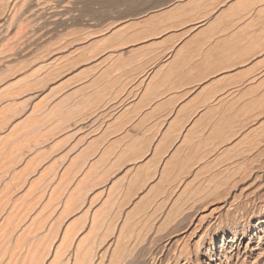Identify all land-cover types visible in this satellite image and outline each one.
<instances>
[{"label":"bare ground","instance_id":"1","mask_svg":"<svg viewBox=\"0 0 264 264\" xmlns=\"http://www.w3.org/2000/svg\"><path fill=\"white\" fill-rule=\"evenodd\" d=\"M264 2V0H74L70 3H72V5H63L62 3L65 2V0H0V41L1 39H5L9 34L12 33L11 31V26H13V24H17V32H16V39H15V44L19 45L22 43V40L20 42H18L19 39H23L24 41L27 40V33H30L31 31L27 32L24 31V27L25 24L24 20L31 19L29 20V22H36L38 20L41 19L40 21V28L42 29L43 32L38 36L37 38V42H31L32 40L29 41L28 46L29 45H39L40 42L42 44V42L47 41L48 43H46L45 47L46 51L43 49V47H40L39 49H43L45 52L43 54H41L40 56L36 57L34 56V60H33V64L34 65H41L42 64V68L45 69H50L49 71L45 70L44 74L52 73L51 71H55L54 73H58V68L62 67L65 68L64 72H69V68H74L77 66V64H81L82 62H88V61H92V66H89V69L91 67L90 70H97L100 71V74L97 75L95 74H91L93 76L89 77V80L87 79L86 81H83L81 83V85L77 84V87L74 88H70V87H62V88H57L56 91L53 89L54 94L57 97V101L56 99L52 102L51 107L49 106V108H51L52 110L58 107H61L60 105L61 102L64 104L66 102L69 101V99H71L73 96H76L78 93L83 92L84 90L86 92H88V94L85 93L86 97H90L93 96L94 94H98L99 92H101V90L98 88L96 89V87H94V83H96L97 81H99V78H109V76L113 73V67L115 66V63L118 62L117 59L118 57H123L124 53H128L130 51V49L133 47H131L128 43L130 42H135L137 40H142L141 39H136V38H132L131 36H129V34L131 33V31H128L127 29L129 27H133L132 25L135 23L141 24L143 23V25H145L146 21L149 24L148 26H145L142 28L141 32L142 34L145 32L146 33V28H151L156 30L157 27L159 29V24L161 25V22H163V20H165V18L167 19H172V18H176L174 20L178 19V16H180L181 19L182 16L186 15H211L212 13H214L217 9L219 11L216 12L215 15H217L213 21H211L209 23V25L207 24V27H203V29L200 30V28L198 27L199 25H201L199 23V25L197 26L196 23H194V25H196L200 30L199 32L197 30H195L193 32V34L191 35L190 38H188L189 36H187L188 39H186L185 44H190L188 47L192 48L194 46H196V49L198 48L197 46L201 45L202 41H206L208 38L207 32L210 30L208 28H211L214 26L216 27H220L222 26L223 23V18L229 17L231 15H260L258 14L259 12H261L264 7L261 6H255V4L257 2ZM103 4V7L101 8L100 12L103 13V15L99 14L97 16H90L91 18L86 17L83 18L84 15H86L85 13H89V12H97V9H95L94 5L95 4ZM117 4L119 5H125L124 8H119V6L117 7ZM165 4V5H164ZM225 5V7H220L221 5ZM160 5V7L155 8L156 6ZM162 5V6H161ZM222 5V6H223ZM94 6V7H93ZM210 6L211 9L207 10L206 13H201L202 11H206V7ZM75 11H78L79 13H74ZM199 12V14H197V12ZM28 12V14H26ZM99 12V11H98ZM97 12V13H98ZM112 12H116V16H109L110 18H112L113 20L109 21V17H107V14H112ZM92 13V14H93ZM262 13L264 14V11H262ZM261 13V15H263ZM95 14V13H94ZM106 14V15H105ZM91 15V14H90ZM124 15H132L130 17H125ZM106 16V17H105ZM193 17V16H190ZM233 17V16H232ZM239 17V16H238ZM242 17V16H241ZM179 18V19H180ZM187 18V17H186ZM201 18V17H200ZM198 18V19H200ZM205 18V17H202ZM230 18V17H229ZM149 19V20H148ZM193 19V18H192ZM91 20H95L96 22H93ZM146 20V21H145ZM195 22H199L196 19V16L193 19ZM192 20V21H193ZM106 21L108 23H106ZM167 21V20H166ZM165 21V22H166ZM170 21V20H169ZM182 21V20H181ZM180 21V22H181ZM189 21H191V18L189 19ZM208 21V20H207ZM206 21V22H207ZM175 22V21H174ZM175 22V26L176 28H178V22ZM179 22V23H180ZM201 22V20H200ZM145 23V24H144ZM170 23V22H168ZM205 23V22H203ZM202 23V24H203ZM208 23V22H207ZM240 23V22H239ZM244 23V22H243ZM103 24H105L103 26ZM136 24V25H138ZM167 24V23H166ZM165 24V25H166ZM216 24V25H215ZM230 24V23H229ZM142 25V26H143ZM170 24L166 25L165 27H169ZM186 24H184L185 26ZM193 25V24H192ZM204 25V24H203ZM228 25V24H227ZM141 26V25H140ZM174 25L172 27H175ZM206 26V25H205ZM226 26V25H225ZM235 26V25H234ZM6 27V28H5ZM37 27V26H36ZM164 25L161 27V29H163ZM164 27V28H165ZM179 27H182L181 25H179ZM193 27V26H192ZM195 27V26H194ZM193 27V28H194ZM244 27V26H243ZM15 28V27H14ZM138 28V26H137ZM171 28V27H170ZM169 28V29H170ZM175 28V29H176ZM183 28V27H182ZM215 28V27H214ZM237 28V27H235ZM35 29V28H34ZM38 29V28H37ZM38 29V30H39ZM141 29V28H140ZM139 29V30H140ZM160 29V30H161ZM166 29V28H165ZM165 29L163 31H165ZM208 29V30H207ZM216 29V28H215ZM124 30H127L125 34H127L128 37L127 38L125 35L122 37L121 33H123ZM178 30V29H177ZM184 31V29H182ZM181 30V31H182ZM207 30V31H206ZM213 30V29H212ZM220 30V29H219ZM249 30V29H248ZM158 30H156L157 32ZM162 31V33H164ZM168 31V29H167ZM170 31V30H169ZM168 31V32H169ZM187 31V29H186ZM185 31V32H186ZM193 31V30H192ZM232 31V30H231ZM234 31V30H233ZM232 31V32H233ZM243 31V30H242ZM241 31V32H242ZM137 32V31H136ZM135 32V33H136ZM161 32V31H159ZM166 32V31H165ZM182 33L181 35H186L189 32L187 31V33L185 34ZM240 32V31H239ZM240 32V33H241ZM253 32V31H252ZM32 33L34 34V32L32 31ZM134 33V32H132ZM131 33V34H132ZM138 33V32H137ZM140 33V32H139ZM171 33V32H170ZM175 33V32H174ZM210 32H208L209 34ZM124 34V33H123ZM141 34V33H140ZM139 34V35H140ZM153 34V33H151ZM161 34V33H160ZM216 34V33H215ZM214 34V35H215ZM230 34V33H229ZM248 34V33H247ZM31 35V34H30ZM58 35H64L63 37H61L60 39H58L57 41L54 40L55 36ZM119 35L124 39V40H120L119 38H116L117 36L119 37ZM135 35V34H134ZM149 35V34H148ZM147 35V37H148ZM164 35V34H163ZM166 35V33H165ZM173 35V32L172 34ZM168 33V41H170V39H172L174 36L177 35V33L172 37H171ZM179 33V38H181L182 36ZM219 35V34H217ZM248 35H251L248 34ZM44 37L43 39H41V37ZM155 36V35H154ZM228 36V35H227ZM29 37V36H28ZM163 36H161L162 38ZM211 37V35H210ZM226 38V36H224ZM256 37V36H255ZM58 38V37H57ZM56 38V39H57ZM119 39L117 41L118 43H112L114 44L112 45H106V41L110 40V39ZM144 38V37H143ZM178 38V37H176ZM183 38V37H182ZM185 38V37H184ZM206 38V39H205ZM216 38V37H215ZM223 38V37H222ZM229 38V37H228ZM36 39V38H35ZM41 39V41H40ZM129 39L133 40L130 41ZM145 39V38H144ZM158 39V38H157ZM164 39V38H163ZM224 39V38H223ZM232 39V38H230ZM250 39V38H249ZM55 42H52V41ZM129 40V41H127ZM167 39H164V42ZM174 40V39H172ZM180 40V39H179ZM183 40V39H182ZM217 40V39H216ZM40 41V42H38ZM122 41V42H121ZM125 41V42H124ZM155 41V40H152ZM158 41V40H156ZM227 38L225 40H223L222 42H217L218 46L221 48L226 47L227 45ZM13 42V41H12ZM11 42V43H12ZM134 42V43H135ZM138 42V41H137ZM145 42V41H144ZM148 42V41H147ZM146 42V43H147ZM159 42V41H158ZM163 42V41H162ZM173 42V41H172ZM243 42V41H242ZM248 42V40H247ZM133 43V44H134ZM144 43V44H146ZM156 43L157 45L159 43L157 42H151V44ZM166 43V42H165ZM177 41L175 40L174 44H176ZM246 43V42H245ZM26 44V43H25ZM25 44L22 46L24 47ZM26 44V46H27ZM111 44V43H110ZM128 44L130 46V49L127 47ZM142 44V43H141ZM183 44V42H182ZM204 44V43H203ZM208 44V43H207ZM229 44V43H228ZM244 44V43H243ZM263 44V43H262ZM44 45V44H43ZM150 45V44H149ZM155 45V44H154ZM153 45V46H154ZM156 45V46H157ZM257 45V43H256ZM48 46V47H47ZM137 46V45H136ZM139 46V43H138ZM147 47V44L144 45ZM179 47H181L180 45H177ZM203 46V45H201ZM234 46V45H233ZM247 46V45H246ZM245 46V47H246ZM7 47V46H6ZM135 47V46H134ZM143 47V45H142ZM165 47V46H164ZM200 47V46H199ZM211 47V45H210ZM218 47V48H219ZM257 47V46H256ZM261 47V46H260ZM17 48V47H16ZM25 48V47H24ZM28 48V47H27ZM37 48V47H36ZM136 48V47H135ZM152 48V47H151ZM212 48V47H211ZM227 48V47H226ZM38 49V52H39ZM48 49V50H47ZM143 50L145 49L144 47L142 48ZM200 49V48H199ZM207 49V48H206ZM225 49V48H224ZM259 49V48H258ZM261 49V48H260ZM139 50V49H138ZM152 50V49H150ZM155 50V49H154ZM157 50V49H156ZM162 50V49H161ZM160 50V51H161ZM174 50V49H173ZM192 50V49H191ZM201 50V49H200ZM200 50L198 52V54L200 53ZM205 50V49H204ZM237 50V49H236ZM240 50V49H239ZM247 50V49H246ZM263 50V49H262ZM261 50V51H262ZM23 48L19 49L18 52H16V55H19V57H21L22 55L20 53H22ZM30 51V50H29ZM134 51L131 49V52ZM137 51V50H136ZM196 51V50H195ZM226 51V50H225ZM224 51V52H225ZM32 52V51H31ZM37 52V51H35ZM164 52V51H163ZM162 52V53H163ZM197 52V51H196ZM208 52V51H207ZM34 53V52H33ZM32 53V54H33ZM42 53V51H41ZM135 53V52H134ZM140 53V52H138ZM206 53V52H205ZM239 53V52H238ZM30 54V55H32ZM130 54V53H129ZM142 54V53H141ZM165 54V53H164ZM163 54V55H164ZM170 54V53H169ZM168 54V55H169ZM174 54V52H173ZM241 54V53H240ZM261 54V53H260ZM8 55V54H6ZM34 55V54H33ZM36 55V54H35ZM127 55V54H126ZM148 55V54H147ZM209 55V54H207ZM204 57V60H210L213 59L212 56H207ZM237 55V54H236ZM248 55V54H247ZM150 55H148L149 57ZM195 56V55H194ZM202 56V55H201ZM5 57L4 54H0V59ZM174 57V56H173ZM237 57V56H236ZM243 57V56H242ZM246 57V56H245ZM252 57V56H251ZM140 58V56H139ZM145 58V57H144ZM143 58V59H144ZM188 58V57H187ZM191 58V57H190ZM221 58V57H220ZM241 58V57H239ZM244 58V57H243ZM247 58V57H246ZM127 59V58H126ZM141 59V58H140ZM152 59V58H151ZM150 59V60H151ZM155 59V58H154ZM194 59V57L192 58ZM230 59V58H229ZM19 60V59H18ZM28 60V58H27ZM132 60V58L125 60L124 62L130 61ZM149 60V58H148ZM167 60V59H166ZM173 60V59H172ZM171 60V61H172ZM176 60V59H175ZM184 60V59H183ZM196 60V59H195ZM217 60V59H216ZM243 60V59H242ZM246 60V59H245ZM6 60H4L5 62ZM12 61V59H11ZM10 61V62H11ZM133 61V60H132ZM136 61V59H135ZM134 61V62H135ZM142 61V60H140ZM146 61V60H145ZM158 61V59H157ZM181 61V60H180ZM188 61V60H187ZM209 61V62H210ZM7 62V61H6ZM13 62V61H12ZM20 62V60H19ZM27 62V61H26ZM144 63V61H142ZM150 62V61H148ZM175 63V61H173ZM179 62V60H178ZM182 62V61H181ZM208 62V61H207ZM9 63V61H8ZM17 63V61H16ZM30 63V64H32ZM137 63V62H136ZM153 63V60H152ZM169 63V62H168ZM188 63V62H187ZM186 63V64H187ZM3 64V63H2ZM5 64V63H4ZM7 64V63H6ZM14 64V63H11ZM10 64V66H11ZM22 64V63H21ZM79 64V65H80ZM89 64V62H88ZM91 64V63H90ZM164 64V63H163ZM176 64V63H175ZM189 64V63H188ZM197 64V63H196ZM194 64L193 66L195 67ZM202 64V63H201ZM1 65V64H0ZM16 65V64H15ZM25 65V63H24ZM85 65V64H84ZM131 65V64H130ZM138 65V64H137ZM153 66V64H151ZM166 64H164L165 67ZM185 65V64H184ZM191 65V64H190ZM3 66V65H2ZM6 66L8 67L9 65H5L4 68H6ZM57 66V67H56ZM73 66V67H70ZM83 66V65H82ZM88 66V65H86ZM221 67V65H219ZM1 67V66H0ZM22 67V66H21ZM35 67V66H34ZM40 67V66H39ZM69 67V68H68ZM124 67V66H123ZM122 67V69H123ZM126 67H131V66H126ZM138 67V66H137ZM149 67V66H148ZM160 67V66H159ZM177 67V65H176ZM184 67V66H183ZM12 68V67H11ZM19 68V67H17ZM29 68V67H28ZM27 72H30L31 70L29 69ZM33 68V67H32ZM55 68V69H54ZM84 68V66L82 67ZM81 68V70H82ZM125 68V67H124ZM134 68V67H133ZM132 68V69H133ZM142 68V67H141ZM140 68V69H141ZM151 68V67H150ZM155 68V67H154ZM207 68V67H206ZM228 68V67H227ZM20 69V68H19ZM75 69V68H74ZM73 69V70H74ZM88 69V70H89ZM135 69V68H134ZM152 69V68H151ZM158 69V68H157ZM5 70V69H4ZM9 70V68H8ZM35 70V68H34ZM33 70V71H34ZM68 70V71H67ZM77 70V67H76ZM86 70V69H84ZM83 70V71H84ZM94 70V73H95ZM121 70V68H120ZM125 70V69H124ZM129 70V69H128ZM137 70V69H136ZM156 70V68H155ZM207 70V69H206ZM11 71L14 72V69L12 68ZM11 71L9 72L10 74ZM37 71V70H36ZM36 71H34L33 77L36 73ZM78 71V70H77ZM123 71V70H122ZM121 71V72H122ZM135 71V70H134ZM217 71V70H216ZM219 71V70H218ZM1 72V71H0ZM44 72V71H43ZM63 72V71H62ZM63 72V73H64ZM70 72H72L70 70ZM118 72V71H116ZM139 72V70L137 71V73ZM146 72V69L145 71ZM213 72V71H212ZM8 73V74H9ZM89 73V74H90ZM119 73V72H118ZM140 73V72H139ZM188 73V72H187ZM1 74V73H0ZM7 74V73H5ZM5 75L6 77L8 76ZM9 74V75H10ZM23 74V73H21ZM30 74V73H29ZM40 74V72H39ZM44 74L41 75L43 76L42 78H44ZM61 74V75H60ZM66 74V73H65ZM78 74V73H77ZM81 74V73H79ZM84 74V73H83ZM120 74V73H119ZM142 74V72H141ZM253 74V73H252ZM24 75V74H23ZM31 75V74H30ZM131 75V74H130ZM134 75V74H133ZM188 75V74H187ZM204 75V74H203ZM202 75V76H203ZM4 76V75H1ZM13 76H15L13 74ZM20 76V75H19ZM28 76V75H27ZM36 76V75H35ZM39 75V77L37 76L36 80L38 78L41 77ZM53 76V75H52ZM58 76V75H56ZM59 76H63L62 73H59ZM67 76V75H66ZM132 76V75H131ZM137 76V75H135ZM140 75L138 74V77ZM144 75L143 78H145ZM12 77V75H11ZM16 77V76H15ZM29 77V76H28ZM28 77L24 78L27 79ZM32 76H30L31 78ZM47 77V76H45ZM71 77V76H70ZM81 77V76H80ZM125 77V76H124ZM29 78V79H30ZM49 78V77H48ZM67 78V77H66ZM72 78V77H71ZM86 78V76L84 77ZM112 76H111V80L109 81V83L112 81ZM121 78V77H120ZM119 78V79H120ZM134 78V77H133ZM141 78V76H140ZM147 78V77H146ZM6 79V78H4ZM15 79V78H14ZM32 79V78H31ZM69 79V78H68ZM75 79V78H73ZM81 78H79L78 80H80ZM83 79V78H82ZM100 79V80H101ZM102 79V80H103ZM110 79V78H109ZM108 79V80H109ZM118 79V80H119ZM124 79V78H123ZM132 79V77H131ZM151 79V78H150ZM16 80V79H15ZM28 80V79H27ZM26 80V81H27ZM35 80V79H33ZM40 80V79H38ZM48 79H43L40 82H44ZM72 80V79H71ZM84 80V79H83ZM127 80V78H126ZM135 80V79H134ZM148 80V79H147ZM188 80V79H187ZM197 80V79H196ZM214 80V79H213ZM2 81V79H1ZM6 81V80H5ZM4 81V82H5ZM11 81V80H10ZM24 82L23 84L18 85H12L13 81L9 82L11 83L10 86L8 84V82H6L8 86L5 89V91H3L2 93L6 92V94L8 93H16V92H20L21 90L26 89V87H34L35 90V85L34 86H29V82ZM31 81V80H29ZM52 81V79L50 80ZM55 81V79H54ZM60 81V80H59ZM67 82V80H65ZM107 81V80H106ZM131 81V80H130ZM128 80V82H130ZM142 81V80H141ZM190 81V80H189ZM3 82V83H4ZM22 82V80H21ZM35 82V81H34ZM65 82V83H66ZM77 82V81H76ZM74 81V83H76ZM104 81H102L101 83H104ZM125 82V80L123 81ZM127 82V81H126ZM125 82V83H126ZM127 82V83H128ZM136 82V81H135ZM147 82V81H146ZM199 82V81H198ZM20 83V81H19ZM45 83V82H44ZM51 83V82H50ZM54 83V82H52ZM64 83V82H63ZM78 83V82H77ZM100 83V82H99ZM98 83V85H99ZM112 83V82H111ZM114 83V82H113ZM121 83V82H120ZM124 83V84H125ZM127 83L124 86H121L122 88H124L126 90L127 88ZM150 82H148L147 84H149ZM5 84V83H4ZM32 84V83H31ZM38 84V83H37ZM70 84V83H69ZM108 84V83H107ZM107 84H105V87L108 88ZM122 84V83H121ZM140 84V83H139ZM143 84V83H142ZM220 84V83H219ZM238 84V83H236ZM240 84V83H239ZM245 84V83H243ZM33 85V84H32ZM40 85V83L38 84ZM42 85V84H41ZM40 85V86H41ZM51 85V84H49ZM48 85V86H49ZM55 85V84H53ZM57 85V84H56ZM60 86V84H58ZM67 85V84H66ZM75 85V84H70ZM97 85V86H98ZM109 85V84H108ZM113 85V84H112ZM112 85H110V88L112 87ZM136 85V84H135ZM226 85V84H225ZM233 85V84H232ZM58 86V87H59ZM96 86V84H95ZM116 86V85H115ZM134 86V85H133ZM205 86V85H204ZM230 86V85H229ZM242 86V85H241ZM239 86V87H241ZM246 88V92L244 93L243 96L241 95V97L235 98L232 100V102L229 100L228 102H230L231 104H237L240 103L243 106L240 107V109L235 110V111H231V108L229 106V110L226 113V115L224 114V118H225V122L223 123H219L217 121H214V124L212 123V131L209 132L212 134V132H214L215 134L213 135L215 137L216 136H220V138L222 137V143L223 145L226 144V148H224V151L221 154H218V156H215L214 158L216 159V161H221V162H225L224 165L221 166L222 172H224V175L227 176V184H229L227 186L226 189L224 190H220L217 191L218 189H220V185L219 186H215L213 189H211L212 191H210V189L208 190V188H206V190H199L197 192H192L193 194L188 195L187 198L185 200H183L182 203V199L181 204L178 203V196H180L181 194L184 195L183 193L185 192L186 194V188L184 186V189H181L179 193V195L177 193H175V195L173 194V191H166L165 195L160 199L157 198V200L154 201L153 205L148 206V210L146 211V209L144 208V213L142 215H136L135 213V217L136 219L130 220L131 215H133L131 213V209L129 208V211H126V209H124L125 206V202H127L129 200L128 196L131 193V189L129 190H121L118 191L116 194L115 192H113L112 188H114L113 186H111V183H108L107 179L109 180V178L107 177L106 173L108 168H113L112 164H114V162L116 161H112L110 159H106L104 158V156H100L99 161L103 160V165L101 166L102 169L97 170V166H94V162H97L96 160L91 159V161L89 160V162L87 163V161L84 163V168H83V172L80 173L82 171L81 168H78L76 166H73V168L75 167L76 170H72L73 176L71 177V169L67 168L65 166H62V168H60L59 172L56 173L54 175V177H50L49 180H47V182L43 183L40 185L39 188L35 189V194L36 197L33 199H30L26 205L24 206H19L20 204L18 203L17 200H14L12 203H10V207H4V203L6 202L5 199H8V194L11 193L12 190H19V180H20V174L18 173L17 170H15L14 168H12L15 165V167L19 164V162L21 160L24 159V157H22L20 149L29 142V140H25V141H21L14 144L11 148H9L10 150L8 151L7 158L4 159L2 161H0V175L2 174L1 172L5 169L8 168V172L6 173L5 171V175L6 177H2L4 176L3 174L0 176V178H2L1 180L6 179V182H3L4 184L1 185L3 187H1L0 189V264H47L44 263L46 260L47 255L49 254V258H51V261L48 264H161L160 263V258L159 261L157 260L158 256L160 253H162V251H164V255L166 256V258L170 259V257L173 256V261L171 264H191L193 261H195L197 264H264V182L261 181L260 179V173L258 176L257 174L254 175V179L251 180L253 181H257L259 180V184H255L254 188L249 189L248 191H250V193L244 194L242 195V193H240L242 196H240L238 193L232 198V199H225L223 202H221V204L219 206H216L214 208H212L211 212L203 217L204 219H198L199 221H201L200 224H198V222L192 226H190V228H188L187 232L189 235H193L196 240L194 239V244L191 246L192 250L191 252L185 251V248H179L178 249V240L180 238H175L174 236L172 237L173 234H176L177 232H179L180 230H184V228L188 227L195 215V212L198 210V208L200 206H202L201 202L202 201H207L210 197H212L213 199L216 198L218 199V197L224 196L226 194H228L230 192L231 189H235V187L238 185V183H240L238 180V174H241V170L244 169V172H246L248 169V165L250 161V158L252 156V154H254L255 152L257 153H261L260 155L263 156V151L264 149L262 147H264V81L263 79L260 80L259 82H250L247 83L246 85H243ZM247 86V87H246ZM51 87V86H50ZM99 87V86H98ZM120 87V88H121ZM211 87V86H210ZM243 87V88H244ZM103 88V87H102ZM106 88V89H107ZM109 88V90H110ZM149 88V87H148ZM231 88V87H230ZM236 88V87H235ZM2 89V87L0 88ZM29 89V88H28ZM37 89V87H36ZM45 89V88H44ZM114 89V88H113ZM117 91V87L115 88ZM147 89V88H146ZM30 90V89H29ZM28 90V91H29ZM42 90V89H41ZM47 90V87H46ZM108 90V91H109ZM132 90V89H131ZM130 90V91H131ZM199 90V89H198ZM242 90V89H241ZM240 90V92H241ZM244 90V89H243ZM27 91V89H26ZM24 91V92H26ZM27 91V92H28ZM37 91V90H36ZM40 91V90H39ZM51 92V90H49ZM48 91V92H49ZM99 91V92H98ZM23 92V93H24ZM26 92V93H27ZM35 92V91H34ZM38 92V91H37ZM36 92V93H37ZM43 92V90H42ZM41 92V93H42ZM122 92V91H121ZM129 92V91H128ZM229 92V91H228ZM238 92V91H237ZM244 92V91H243ZM25 93V94H26ZM30 94L32 93L29 92ZM28 93V94H29ZM34 93V95L36 94ZM47 93V92H45ZM104 93L101 92V94ZM108 93V92H107ZM113 93V92H112ZM115 93V92H114ZM155 93V92H154ZM230 93V92H229ZM239 93V92H238ZM237 93V94H238ZM38 94V93H37ZM99 94V96L101 95ZM111 93H108L106 95L110 96ZM177 94V93H176ZM235 94V95H237ZM1 95V94H0ZM20 95V94H19ZM40 95V93H39ZM50 96L49 98L51 99ZM79 95V94H78ZM84 95V96H85ZM114 95V94H113ZM162 95V94H161ZM183 95V94H182ZM181 95V97H182ZM233 94H231L232 96ZM240 95V93H239ZM83 96V97H84ZM98 96V95H96ZM185 96V95H184ZM206 96V95H205ZM212 97V95H210ZM221 96V95H220ZM219 96V97H220ZM238 96V95H237ZM243 96V97H242ZM25 97V96H24ZM30 99V96H28ZM27 96L24 98L26 100V98H28ZM32 97L33 94H32ZM31 97V98H32ZM41 97V96H40ZM105 97V96H104ZM112 97V95H111ZM110 97V98H111ZM119 97V96H118ZM124 97V96H123ZM126 97V96H125ZM172 97V96H171ZM208 97V96H207ZM210 97V98H211ZM218 97V98H219ZM36 98V96H35ZM94 98V97H93ZM99 98V97H98ZM103 98V97H102ZM100 98V99H102ZM107 99V97L105 99H103V101L101 100V102L99 104H97L94 108L93 112H88L89 114L81 116V117H73V115L75 113H77L76 111L81 107L82 102H84V100L82 102L79 103H73V101H71V107H70V111L68 112V109L65 110L66 107H61V109L63 108L66 112L67 115H69L67 118V121L62 120V122L64 123H59L58 128L60 130H64L66 128H69V130L71 131L72 128H75V132L80 134V131H83L84 133H86L87 135L84 137V139L88 136L89 133H93L92 131L97 130L99 127H96L95 129H93L92 131L90 130L91 128H89V130H87L86 128V123L89 121L91 123H94L95 121H100L97 120V113L102 110H104L107 106L112 105V101L115 97H112L111 99ZM164 98V97H163ZM225 98V97H224ZM15 99V98H14ZM27 99V100H29ZM33 99V98H32ZM76 100V97L73 98ZM124 99V98H123ZM131 99V98H130ZM189 99V98H188ZM215 99V98H214ZM223 99V98H222ZM9 100V99H8ZM31 100V99H30ZM29 100V101H30ZM59 100V101H58ZM79 100V99H78ZM91 100V99H90ZM116 100V99H114ZM121 99H119L120 101ZM182 100V98H181ZM225 100V99H224ZM227 100V98H226ZM4 101V100H2ZM23 101V100H21ZM48 101V100H46ZM128 101V100H127ZM13 102H16L13 100ZM116 102V101H115ZM177 102V101H176ZM214 101H212L213 103ZM227 102V101H226ZM4 103V102H3ZM17 103V102H16ZM22 103V102H21ZM47 103V102H46ZM85 103V102H84ZM89 103V102H88ZM121 103V102H119ZM221 103V102H220ZM2 104V103H1ZM10 104H13L12 101L10 102ZM9 104V105H10ZM26 104V103H25ZM29 104V103H28ZM185 104V103H184ZM200 104V103H199ZM3 105V104H2ZM8 104L6 106H2L3 108L0 110V126H3L2 124L4 123V125H9L11 122V119L6 120V117L8 116L7 113L10 112L11 110H13V106ZM30 105V104H29ZM32 105V104H31ZM34 105V104H33ZM117 105V104H116ZM155 105V104H154ZM233 105V106H234ZM27 107H29L26 104ZM25 106V107H26ZM90 106V105H89ZM113 106V105H112ZM149 106V105H148ZM227 106V105H226ZM224 107V106H223ZM236 107V106H235ZM24 106H22V111H23ZM31 108V106L29 107ZM28 108V109H29ZM38 108V107H37ZM114 108V107H112ZM110 108V109H112ZM199 108V107H198ZM214 108V107H213ZM21 109V108H20ZM33 109V108H32ZM61 109H57L55 110L60 111ZM107 109V108H106ZM107 109V110H110ZM188 109V108H187ZM237 109V108H236ZM42 110V109H41ZM45 110V109H44ZM80 110V109H79ZM201 110V109H200ZM214 110V109H213ZM212 110V111H213ZM216 110V109H215ZM244 110V112H243ZM18 111V110H17ZM22 111H19L18 115L21 114ZM34 111V110H33ZM32 111V112H33ZM111 111V110H110ZM220 111V110H219ZM25 112V109L23 111V113ZM35 113V112H33ZM38 112V111H37ZM36 112V113H37ZM83 113V111H81ZM85 112V111H84ZM116 112V111H114ZM134 112V110H133ZM173 112V111H172ZM176 112V111H175ZM194 112V111H193ZM218 112V111H216ZM17 115V112H13V114ZM47 113V112H46ZM79 113V112H78ZM77 113V116L80 114ZM130 113V112H129ZM184 113V112H183ZM189 113V112H188ZM205 113V112H204ZM219 113V112H218ZM12 114V113H11ZM30 113L28 112L27 117H29ZM39 114H41L39 112ZM39 114H37V116H39ZM58 114V112H57ZM145 114V113H144ZM148 114V113H147ZM190 114V113H189ZM194 114V113H193ZM203 114V113H201ZM216 114V113H215ZM14 115V116H16ZM45 115V114H44ZM61 114L59 113V116ZM76 115V114H75ZM116 115V114H115ZM120 115V114H118ZM125 115V114H124ZM129 115V114H128ZM149 115V114H148ZM11 116V115H10ZM13 116V117H14ZM24 116V115H23ZM35 116V115H34ZM33 116V117H34ZM64 116V115H63ZM105 117L103 114H100L99 119H103L102 118ZM109 116V115H108ZM117 116V115H116ZM135 116V115H134ZM245 116V118H244ZM19 117V116H18ZM25 117V116H24ZM25 117V118H27ZM36 117V116H35ZM117 117H121V116H117ZM136 117V116H135ZM134 117V118H135ZM142 117V116H141ZM184 117V115H183ZM189 117H191L189 115ZM208 117V116H207ZM217 117V116H216ZM20 118V117H19ZM41 118V117H40ZM155 118V117H153ZM173 118V117H172ZM205 118V117H204ZM222 118V117H221ZM31 117L25 121L24 125L26 127V125H31L35 122H37V120H33L31 119ZM121 119V118H120ZM138 119V118H137ZM186 119L187 116H186ZM185 119V120H186ZM195 119V118H194ZM198 119V118H196ZM213 119V118H212ZM13 120V119H12ZM50 120V119H49ZM104 120V119H103ZM129 120V119H128ZM131 120V119H130ZM133 120V119H132ZM151 120V119H150ZM182 120V119H181ZM210 120V119H209ZM220 120V119H219ZM6 121V123H5ZM23 121V120H22ZM114 121L115 118H114ZM112 121V122H114ZM143 121V120H142ZM148 121V120H147ZM189 121V119L187 120V122ZM202 121V118H201ZM207 121V120H206ZM8 122V123H7ZM13 122V121H12ZM41 122V121H40ZM86 122V123H85ZM109 122V121H108ZM121 122V121H120ZM138 122V121H137ZM155 122V121H154ZM183 122V121H182ZM181 122V123H182ZM211 122V121H209ZM247 122V123H245ZM14 123V122H13ZM12 123V124H13ZM85 123V125H84ZM117 123V122H116ZM126 123V122H125ZM193 123V121H192ZM22 125V122L20 123ZM43 124V123H42ZM61 124V125H60ZM103 124V123H102ZM111 124V123H110ZM119 124V123H118ZM146 124V123H145ZM187 124V123H186ZM204 124V123H203ZM5 125V126H6ZM11 125V124H10ZM17 125V123H16ZM15 125V127H17ZM92 125V124H91ZM98 125V124H97ZM122 125V124H121ZM131 125V124H130ZM136 125V124H134ZM190 125V124H189ZM216 125V126H215ZM33 126V125H32ZM33 126V127H34ZM95 126V124H94ZM127 126V125H126ZM148 126V125H147ZM146 126V127H147ZM154 126V125H153ZM172 126V125H171ZM191 126V125H190ZM210 126V125H209ZM208 126V127H209ZM215 126V127H214ZM24 127V128H25ZM89 127V126H88ZM112 127V126H111ZM143 127V126H142ZM3 128V127H2ZM10 128V127H9ZM12 128V127H11ZM23 128V127H22ZM38 127H36L37 130ZM55 129L58 130V128L54 127ZM113 128H114V124H113ZM1 129V128H0ZM28 129V128H27ZM31 129V128H30ZM33 129V128H32ZM47 129V128H46ZM55 129H51V131L55 130ZM85 129V130H84ZM121 129V128H120ZM123 129V127H122ZM158 129V128H157ZM203 129V128H202ZM10 130V129H9ZM35 130V129H34ZM38 130H41L38 129ZM114 130V129H113ZM117 130V129H116ZM114 130V131H116ZM144 130V129H142ZM210 130V129H209ZM2 131V130H1ZM0 131V132H1ZM44 131L45 128H44ZM49 131V129L47 130ZM46 131V132H47ZM69 131V132H70ZM72 131V132H73ZM86 131V132H85ZM98 131V130H97ZM107 129H105L104 134L106 133ZM119 131V129H118ZM121 131V130H120ZM123 131V130H122ZM126 131V130H125ZM128 131V130H127ZM126 131V132H127ZM156 131V130H155ZM166 131V129H165ZM3 132V131H2ZM15 132V131H14ZM61 132V131H59ZM69 132L68 135H69ZM96 132V131H95ZM5 133V132H4ZM62 133V132H61ZM66 133V131H65ZM76 133V134H77ZM110 136L113 134L112 132H110ZM119 133V132H118ZM163 133V132H162ZM161 133V134H162ZM10 134V133H8ZM7 134V135H8ZM38 134V133H37ZM44 134V133H43ZM58 135V132L56 133ZM55 134V135H56ZM71 134V132H70ZM122 134V133H120ZM165 134V133H163ZM163 134L161 136H163ZM167 134V133H166ZM208 134V133H207ZM206 134V135H207ZM210 134V135H211ZM1 135V134H0ZM36 135V134H35ZM41 136V133L39 134ZM63 135V134H62ZM73 135V134H72ZM78 135V134H77ZM94 135V134H93ZM102 135V134H101ZM10 136V135H9ZM29 135H27L28 137ZM38 136V135H37ZM61 136V135H60ZM59 136V137H60ZM67 136V135H66ZM83 136L80 134V137ZM90 136V134H89ZM95 136V135H94ZM109 136V137H110ZM116 136V135H113ZM112 136V137H113ZM156 136V135H155ZM184 136V135H182ZM193 136V135H192ZM209 136V135H207ZM8 137V136H7ZM44 137V136H43ZM53 137V136H52ZM56 137V136H55ZM65 137V136H63ZM63 137L61 140H63ZM68 137V136H67ZM147 137V136H146ZM6 138V137H5ZM3 138V139H5ZM13 138V137H12ZM23 138V136H22ZM35 138V137H34ZM48 138V137H47ZM46 138V139H47ZM51 138V137H50ZM49 138V139H50ZM106 137H103L102 140L105 141ZM116 138V137H115ZM131 138V137H130ZM136 138V137H135ZM142 138V137H140ZM156 138V137H155ZM159 138V137H158ZM182 138V137H181ZM11 139V138H9ZM14 139V138H13ZM48 139V140H49ZM71 139V138H70ZM78 139V138H77ZM82 138H80V140H76L78 142L81 141ZM111 139V138H110ZM109 139V141H110ZM160 139V138H159ZM176 139V138H175ZM184 139V138H183ZM212 139V137L210 138ZM66 140V137L65 139ZM83 140V139H82ZM95 140V139H94ZM137 140V139H136ZM162 140H164L162 138ZM161 140V143H162ZM188 140V139H187ZM8 141V140H7ZM13 141V140H12ZM55 141L56 143L59 142ZM86 141V140H84ZM89 141V140H88ZM100 141V140H99ZM103 141V142H104ZM107 143L108 140L106 139ZM124 141V140H123ZM178 141V140H176ZM190 141V140H189ZM72 142V141H71ZM75 142V141H74ZM77 142V143H78ZM138 142V141H137ZM208 142V141H207ZM221 142L218 140L217 145H216V150H220L219 148V144H221ZM1 143L2 140H0V149H1ZM33 143V142H32ZM37 143V141H36ZM47 143V142H46ZM62 143V142H61ZM60 143V144H61ZM90 143V142H89ZM96 143V142H95ZM106 143V144H107ZM123 143V142H122ZM143 143V141H142ZM141 143V144H142ZM145 143V142H144ZM195 143H197L195 141ZM209 143V142H208ZM214 143V142H213ZM13 144V143H12ZM49 144V143H48ZM75 144V143H74ZM86 144V143H85ZM124 144V143H123ZM139 144V142H138ZM41 145V144H40ZM105 145V144H104ZM121 145V144H119ZM118 145V146H119ZM196 145V144H195ZM4 146V145H3ZM32 146V145H31ZM82 146V145H81ZM96 146V145H94ZM98 146V145H97ZM101 146V145H100ZM107 146V145H106ZM113 146V145H112ZM131 146V145H130ZM156 146V145H155ZM154 146V147H155ZM186 146V145H185ZM191 146V145H190ZM215 145H212V147ZM222 146V145H220ZM46 145L43 147H35L31 150L30 155L36 153L37 155L42 153V151L44 152V150L46 149ZM104 147V146H103ZM109 147V146H108ZM153 147V148H154ZM197 147V145H196ZM6 148V146H5ZM8 148V147H7ZM25 148V147H23ZM27 148V147H26ZM25 148V149H26ZM30 148V147H29ZM45 148V149H43ZM48 148V147H47ZM84 148V147H83ZM95 148V147H94ZM101 148V147H100ZM120 148V146H119ZM156 148V147H155ZM187 148V147H186ZM195 148V147H194ZM222 148V147H221ZM262 148V150H261ZM43 149V150H42ZM78 149V148H77ZM81 149V148H80ZM157 149V148H156ZM28 150V149H27ZM47 150V149H46ZM102 150V149H101ZM113 150V149H112ZM111 150V152H112ZM121 150V149H120ZM188 150V149H187ZM3 150H1V153H3ZM79 151V150H77ZM94 149L90 152H93ZM99 151V150H98ZM104 151V150H103ZM134 151V150H133ZM136 151V150H135ZM134 151V152H135ZM74 152V151H73ZM87 152V151H86ZM96 152V151H94ZM216 152V151H215ZM99 153V152H98ZM97 153V154H98ZM106 153V151H105ZM192 153V151H191ZM5 154V153H4ZM23 154L25 155V153L23 152ZM34 154V155H36ZM54 154V153H53ZM88 154V153H87ZM119 154V153H118ZM121 154V153H120ZM194 154V153H193ZM29 155V154H26ZM93 154L91 153V156ZM125 155V154H124ZM175 155V154H172ZM179 155V154H178ZM189 155V154H188ZM187 155V156H188ZM90 156V155H88ZM96 156V155H95ZM106 156V155H105ZM114 156V154H113ZM171 156V155H170ZM177 156V155H175ZM223 156L224 158L220 157ZM261 156L258 155L259 159L261 158ZM36 157V156H35ZM63 157V156H62ZM115 157V156H114ZM129 157V156H128ZM136 157V156H135ZM183 157V156H182ZM198 157V156H197ZM256 157V155H255ZM23 158V159H22ZM28 158V157H27ZM30 158V156H29ZM28 158V164L26 165V168H28L29 166L34 167V163L33 160H29ZM92 158V157H91ZM138 158V157H137ZM185 158V157H184ZM189 158V157H188ZM264 158V157H263ZM263 158L261 161H263ZM66 160V158H64ZM73 159V163L75 161V158H71ZM84 159V158H83ZM224 159V160H223ZM256 158H254L255 161ZM258 159V160H259ZM26 160V159H25ZM57 160V159H56ZM64 160V161H65ZM114 160V159H113ZM176 160V159H175ZM183 160V159H182ZM193 160V159H192ZM198 160V159H197ZM214 160V159H213ZM223 160V161H222ZM257 160V159H256ZM255 161L256 163L258 162ZM19 161V162H17ZM37 161V160H36ZM62 160H60L61 162ZM67 161V160H66ZM69 161V160H68ZM82 161V160H81ZM123 161V160H122ZM253 161V162H254ZM24 161H22L23 163ZM49 162V161H48ZM63 162V161H62ZM119 162V161H118ZM140 162V161H139ZM136 162V163H139ZM168 162V161H167ZM176 162V161H175ZM253 162L251 164H253ZM264 162V161H263ZM25 163V162H24ZM59 163V162H58ZM72 163V164H73ZM102 163V162H101ZM100 163V164H101ZM181 163V162H180ZM203 163V162H202ZM55 162H51L48 163V165L44 168H42L40 171L38 169L37 173V177L34 178L33 180H29L30 182L28 184H30L29 186H27L28 188L26 189V191L24 190L23 193L24 195H27L28 193H30L29 191L32 190L33 186L35 184H37L38 182H41L42 177L44 176L45 178L47 177L45 174L47 172H49L50 168L52 165H54ZM63 164V163H62ZM71 164V166H72ZM98 164V165H100ZM146 164V163H145ZM175 164V163H174ZM258 164H260L258 162ZM11 165V166H10ZM36 165V164H35ZM58 165V164H57ZM65 165V164H64ZM109 165V166H108ZM115 165V164H114ZM113 165V166H114ZM193 165V164H192ZM191 165V166H192ZM219 165V164H218ZM264 165V164H263ZM19 166V165H18ZM44 166V165H42ZM60 166V165H59ZM68 166V167H71ZM80 166V165H79ZM111 166V167H110ZM116 166V165H115ZM132 166V165H131ZM130 166V167H131ZM164 166V165H162ZM180 166V165H179ZM190 166V165H188ZM10 167V168H9ZM107 167V168H106ZM118 167V166H117ZM129 167V168H130ZM181 167V166H180ZM200 167V166H199ZM198 167V168H199ZM211 167V165H210ZM244 167H247L246 169ZM252 167V166H251ZM254 168H258L253 166ZM72 168V169H73ZM74 168V169H75ZM119 168V167H118ZM127 168V167H126ZM213 169V167H211ZM250 168V167H249ZM253 168V171H254ZM110 169V170H111ZM139 169V167H138ZM179 169V168H178ZM181 169V168H180ZM179 169V170H180ZM210 168H208L209 170ZM218 169V170H219ZM252 169V168H251ZM28 170V169H27ZM33 170V169H32ZM53 168L50 170L52 171ZM57 170V168H56ZM55 170V171H56ZM105 170V171H104ZM211 170V169H210ZM246 170V171H245ZM250 170V169H249ZM259 170V168H258ZM262 170V169H261ZM37 171V170H34ZM92 171V173H91ZM109 171V170H108ZM212 171V170H211ZM243 171V170H242ZM264 171V170H263ZM95 172L98 173L97 175L101 178V181H105L106 183L104 184L102 182L101 186H104V190H106V193H108V195L104 196L103 200V209L100 212H96L93 211V209L91 208L94 203V197H89V203L87 206H85V213H88V211L90 212L88 215V217L91 219V225L88 232L84 235L80 234L76 237H74V232L71 228H66L64 233L62 234V240L60 241L59 245H56V247H53V252H49L52 250V238L55 235V232L57 230V227L64 222V215L67 216L66 212L75 205V207H77L78 203L80 205H82V207H84V203L87 204L86 202H84V196L87 192V185L83 186L82 189H85V193L83 194V196L80 197V199L77 198V196H79V194L82 193V189H78V185H80L82 182H86L88 183V180H86V178L88 175H93V173ZM111 172V171H109ZM113 172V171H112ZM127 172V171H126ZM181 172V171H180ZM200 172V171H199ZM215 172V171H214ZM241 172V173H240ZM244 172L242 173L245 177H241L242 178H246L247 175L244 174ZM135 173V172H134ZM216 173V172H215ZM220 173V172H219ZM23 174V173H22ZM35 174V173H34ZM94 174V175H95ZM115 174V173H114ZM130 174V173H129ZM132 174V172H131ZM138 174V173H137ZM205 174V173H204ZM26 175V174H25ZM52 175V174H51ZM70 175V176H69ZM79 176L76 179L75 182V187L73 189L70 188V190H68L67 192H63V190L67 189L66 185H67V178L66 177H70L74 178L75 176ZM96 175V176H97ZM148 175V174H147ZM214 175V174H213ZM220 175V174H219ZM33 176V175H32ZM116 176V175H115ZM118 176V175H117ZM135 176H137L135 174ZM139 176V175H138ZM216 175H214V180ZM257 176V177H256ZM264 176V175H263ZM119 177V176H118ZM211 177V176H209ZM223 179L224 176H221L219 178ZM27 178V177H26ZM93 179H95V176L93 177ZM134 178V177H133ZM132 178V179H133ZM138 178V177H137ZM150 178V177H149ZM159 178V177H158ZM24 179V178H23ZM44 179V178H43ZM103 179V180H102ZM129 179V178H128ZM142 179V178H141ZM167 179V178H166ZM218 179V177L216 178ZM225 179V177H224ZM240 179V177H239ZM248 179V178H246ZM14 180V182H12ZM28 180V179H27ZM74 180V179H72ZM112 180V179H111ZM115 180V179H114ZM123 180V178H122ZM221 180V179H219ZM219 180L217 182H219ZM245 180V179H244ZM121 181V179H120ZM182 181V180H181ZM253 181V182H254ZM1 182V181H0ZM26 182V181H25ZM69 182V181H68ZM112 182V181H111ZM126 182V181H125ZM138 182V181H137ZM190 182V181H189ZM222 182V181H221ZM225 182V181H224ZM223 182V185H224ZM247 182V180H246ZM96 183V182H95ZM98 183V182H97ZM97 183L95 185H97ZM136 183V182H135ZM132 183V184H135ZM139 183V182H138ZM153 183V182H152ZM159 183V182H158ZM171 183V182H170ZM176 183V182H175ZM180 184V180L178 182ZM185 183V182H184ZM199 183V182H198ZM245 183V182H244ZM1 184V183H0ZM99 184H101L99 182ZM127 184V183H126ZM146 184V183H144ZM143 184V185H144ZM165 184V183H164ZM186 184V183H185ZM248 186L249 185H253L254 183H246ZM245 184V186H247ZM71 185V184H70ZM155 185V184H154ZM163 185V184H162ZM170 185V184H169ZM174 185V183H173ZM172 185V186H173ZM207 185V184H206ZM222 185V184H221ZM37 187L39 186L38 184L36 185ZM73 186V185H71ZM70 186V187H71ZM82 186V184H81ZM94 186V185H91ZM90 186V187H91ZM138 186V185H137ZM152 185H150L151 187ZM179 185H177L178 187ZM182 186V185H181ZM205 186V185H204ZM247 186V187H248ZM23 187V186H20ZM26 187V186H25ZM24 187V188H25ZM89 187V188H90ZM176 187V186H173ZM224 187V186H223ZM242 187V186H241ZM244 188V189H247ZM128 188V187H127ZM210 188V187H209ZM22 189V188H21ZM152 189V188H149ZM192 189V188H191ZM242 190V188H240ZM6 190L7 194L4 193V191ZM17 190V191H18ZM80 190V191H79ZM112 190V191H111ZM138 190V189H137ZM176 190V189H175ZM184 190V192H183ZM133 191V190H132ZM159 191V190H158ZM244 191V190H242ZM241 191V192H242ZM246 191V190H245ZM247 191V192H248ZM34 192V191H33ZM150 193V191H148ZM156 192V191H154ZM102 193V192H101ZM135 193V192H134ZM152 193V192H151ZM32 194V192H31ZM61 194V195H60ZM104 194V192H103ZM133 194V193H132ZM146 194V193H145ZM148 194V193H147ZM146 194V195H147ZM159 194V192H158ZM157 194V195H158ZM161 194V193H160ZM159 194V195H160ZM233 194V193H232ZM23 195V196H24ZM82 195V194H81ZM163 195V194H162ZM234 195V194H233ZM11 196V195H10ZM16 196V195H14ZM19 196V195H18ZM17 196V197H18ZM31 196V195H29ZM115 196V197H112ZM136 196L135 194H133V197ZM150 196V195H149ZM228 196V195H227ZM226 196V197H227ZM76 197V198H74ZM109 197H112L111 199ZM132 197V195H131ZM132 197V198H133ZM142 197V196H141ZM153 197V196H152ZM155 197V196H154ZM158 197V196H157ZM225 197V196H224ZM223 197V198H224ZM13 198V197H12ZM11 198V199H12ZM25 198V197H24ZM30 198V197H29ZM110 199L109 203L107 202V199ZM128 198V199H127ZM14 199V198H13ZM17 199V198H15ZM28 199V198H27ZM108 199V200H109ZM150 199V197H149ZM148 199V200H149ZM156 199V198H155ZM10 200V199H9ZM21 200V199H20ZM141 200V199H140ZM36 201H39V206L34 210H32V207L34 205V207L36 206ZM86 201V199H85ZM131 201V200H130ZM210 201V200H209ZM213 201V200H212ZM215 201V200H214ZM129 202V201H128ZM134 201V204H137V202ZM145 202V201H144ZM55 203V204H54ZM106 203L108 205H106ZM148 203H151L150 201ZM9 204V202H7L6 206ZM77 204V205H76ZM98 204V203H97ZM142 204V203H141ZM146 204V203H144ZM180 204V205H178ZM206 203L203 204V206ZM208 204V203H207ZM131 205V204H130ZM54 206H56V208H54ZM79 206V205H78ZM140 206V204L138 205ZM143 206V204L141 205V207ZM147 206V205H146ZM48 207H51V209L47 212L46 209H49ZM137 206H135L136 208ZM140 207V208H141ZM145 207V206H144ZM206 207V206H205ZM78 208V207H77ZM138 208V207H137ZM56 209L58 210L55 214L54 211H56ZM84 209V208H83ZM92 209V210H91ZM29 213V211H31ZM91 210V211H90ZM140 210V209H139ZM138 210V211H139ZM82 211V210H81ZM93 211V212H92ZM99 211V210H98ZM53 212L55 214V216L53 215ZM92 212V214H91ZM134 212V211H132ZM136 212V211H135ZM143 212V210H141V213ZM32 213V215L30 216V214ZM66 213V214H65ZM197 213V212H196ZM84 214V213H83ZM54 216V217H53ZM77 216V215H76ZM73 217V216H72ZM76 220V218H75ZM138 220V221H137ZM155 220V221H154ZM66 221V220H65ZM133 221V222H131ZM66 224V223H65ZM75 224V223H74ZM140 224V225H139ZM60 225V226H61ZM80 226V224L78 225ZM63 227V226H62ZM65 227V225H64ZM85 228V227H84ZM81 230V229H80ZM62 231V229H61ZM79 231V230H77ZM80 232V231H79ZM161 232V233H160ZM160 233V234H159ZM184 235V233H183ZM59 236V235H57ZM221 236V238H220ZM154 237V240H153ZM171 238L167 244L166 242H162L163 244H159V247L156 248L155 250V255L153 253V257L149 262H146L143 260V258L141 259V257L139 258L138 255L140 254V251H143V248H145V246L149 243L153 244L155 243L154 241L156 240H162L164 238ZM187 237H189L187 235ZM57 239V238H56ZM186 241V240H185ZM56 242V240H55ZM189 242V241H188ZM187 242V244H188ZM5 245H4V244ZM54 243V242H53ZM186 243V242H185ZM191 243V242H190ZM8 244V245H7ZM56 244V243H55ZM4 245V246H3ZM150 245V244H149ZM3 246V247H2ZM151 246V245H150ZM183 246V245H182ZM185 246V245H184ZM154 247V246H153ZM147 248V247H146ZM188 248V247H187ZM163 249V250H162ZM149 251V249H146ZM145 251V250H144ZM188 252V253H187ZM5 253H7V256H5ZM50 253H52V255L50 256ZM148 253V252H147ZM150 253V252H149ZM3 256H5L6 258L2 259ZM143 257V256H142ZM205 257V259L203 260V258ZM167 259V260H168ZM149 260V259H148ZM163 260V259H162ZM171 261V259H170ZM203 261V262H202ZM163 262V261H162ZM168 263V262H167ZM165 264V263H164Z\"/></svg>","mask_w":264,"mask_h":264},{"label":"rangeland","instance_id":"2","mask_svg":"<svg viewBox=\"0 0 264 264\" xmlns=\"http://www.w3.org/2000/svg\"><path fill=\"white\" fill-rule=\"evenodd\" d=\"M72 1H74V0H65V2H63L62 4L63 5H69L70 4V6L72 5V3H70V2H72ZM223 5V4H222ZM220 6V7H225V5H223V6ZM262 5V6H261ZM95 6V7H94ZM93 7L95 8V9H97V12H89V13H85L86 15H84L83 16V18H85L86 19V17H88V18H91L90 16H97V15H99V14H101V15H103V13L102 12H100V10H101V8L103 7V4L101 5V4H95ZM119 6V8H124L125 7V5H118L117 4V7ZM255 6H261V7H264V2H257L256 4H255ZM260 8V7H259ZM211 9V7L210 6H208V7H206V11L204 10V11H202L201 13H206L207 12V10H210ZM217 11H219L218 9L214 12V13H212L211 15H189V16H182V18H184V19H181L180 18V16H178V19H177V22H176V20H174V19H176V18H172V19H167V18H165V20H163V22H161V25L159 24V29H158V27H157V29L156 30H158L157 32H156V30H154V29H151V28H146V33L144 32L143 34H142V32H141V30H142V28L143 27H145V26H148V25H150L149 24V21H148V23H147V21L144 23L145 25H143V23H141V24H138V23H135V24H133L132 26L133 27H129L127 30L128 31H131V33L132 32H134V33H128V31L127 30H124L123 31V33H121V35H122V37L125 35L127 38H130V37H128L127 36V34H125L126 33V31H127V33L129 34V36H131V39L132 38H136V39H141L142 38V40H137L136 42H135V40H134V44L131 42H129L128 44L132 47L131 49L133 50V48H134V51L133 52H131V49H130V46L128 45V44H126L127 45V47L130 49V51L128 52V53H124V55H123V57H118V59H117V61L118 62H116L115 63V66H112L113 67V73L109 76V78L107 77V78H105V79H101V78H99V81H97L96 83H94V87H96V89L98 88V90L100 89L101 90V92H103L104 91V93H102L101 94V92H99L98 94H94L93 96H90V97H86V95H85V93L86 94H88V92H86L85 90H84V93L83 92H80V93H78L76 96H73L71 99H69V101L68 102H66L65 104H64V102L62 103L61 102V104L62 105H60L61 107H66L65 108V110L66 109H68V112L70 111V107L72 106L70 103H71V101H73L74 100V102H72L73 103V105H74V103H75V101H76V103H79V102H82L83 100H84V102H82V105H81V107L76 111L79 115L77 116V113H75L74 115H73V117H81V116H84V115H87V114H89L90 112H93L94 111V109H96V108H94L97 104H99L100 102H101V100L103 101V99H105L106 97H107V99H109L110 97H111V95H112V97L114 96V97H116L115 99L116 100H114V109L113 110H107V109H110L111 107H110V105L109 106H107L104 110H102L101 112H100V114H103L105 117L103 118L104 120H102V119H100V121H99V124L101 125V123H103L102 124V126L100 127V129L102 128V127H104L105 129H107V131H106V133L104 134V132H105V130L104 131H98V133H100V134H102L101 136H102V138H103V136H105L106 138L105 139H107V138H109V136H110V130H111V120H112V113H114V111H116L115 113H114V115L116 114L117 116H118V114L119 113H122L123 112V110L127 107H125L124 108V106L127 104V102L129 101V99L131 98V100H132V102H135L136 100H140L142 97L143 98H148L147 100H146V102L147 101H149V99H150V95L148 94L151 90H149V89H147V90H145L144 91V87L146 86V81H147V79L145 78H143L144 77V75L147 73V76L149 77L150 75H151V72L157 67V66H159V65H161L162 63H165L166 61H168V60H171V59H173V60H183V59H186V60H188L190 63H191V65H194V64H196L195 66H199L200 65V62L202 61V60H204V56H205V52H207V50L208 49H212L211 47H210V45H212L213 43H216L218 40H225L226 38H227V48L228 49H231V50H233L234 48H240V49H243V48H245V45H248L252 40H256V41H258V43H260L257 47H256V49H257V51H258V55L256 56V58H255V60L257 61V64H256V67H255V69H256V71H258V75L251 81V82H259L260 80H262L263 79V81H264V14L262 13V11H264V9L261 11V12H259L258 14H260V15H237V16H233V18L232 19H230L229 17H226V18H223V20H224V24H222V26H220V27H218V28H216V29H213V31L211 32L210 31V33H209V35H208V38H207V40L206 41H203V43H202V45L203 46H201L200 45V47L198 46V48L196 49V47H192L191 49L190 48H188L187 46L184 48V46L183 45H185V42H186V39H188V38H190L191 37V35L193 34V32L195 31V30H197V29H199L200 27L201 28H203V27H207V24L209 25V23L211 22V21H213V19L217 16V15H215L216 14V12ZM199 12L200 11H198L197 12V14H199ZM74 13H79L78 11H75ZM93 13V14H92ZM116 12H112V14H105L107 17H109V16H116V14H115ZM261 13L263 14V15H261ZM26 14H28V12L26 13ZM91 14V15H90ZM105 16V17H106ZM190 16H193V17H190ZM196 16V19L199 21V22H195L193 19H194V17ZM239 16V17H238ZM242 16V17H241ZM187 17V18H186ZM201 17V18H200ZM202 17H205V18H202ZM180 18V19H179ZM191 18V21H189V19ZM193 18V19H192ZM198 18H200V19H198ZM29 20H31V19H26V20H24V23L23 24H25V27H24V31H27V32H29V31H31L30 33H27L26 34V36H27V40H23V39H19L18 40V42H20L21 40H22V43L21 44H19V45H16L15 44V39H16V32H17V29H18V27H17V24L15 23V24H13V26H11V31H12V33L11 34H9L5 39H1V41H0V54H4V56L5 57H3V58H1L0 59V88L2 87V89H0V110L4 107V106H6L7 104L9 105L10 104V102L12 101V103L13 104H10V105H12L13 106V110H11L10 112H8L7 113V117H6V120H8V119H11V122H9L10 124L9 125H4V123L2 124L3 126H0V140H2V143H1V149H0V152H1V150H3V148H4V151H3V153H1V155H0V161H2L3 160V158L4 159H6L7 158V153H8V151L10 150L9 148H11L14 144H16V143H18V142H20V140L21 141H25V140H29V142L27 143V144H25L23 147H27L26 149L25 148H21L20 149V152H21V155H22V157H24V159L23 160H21L20 162L19 161H17V162H19V166L17 165L16 167H15V165L16 164H14V166L12 167V168H16L15 170H17L18 171V173L20 174V180H19V182H21L22 180V182L21 183H19V190L18 189H16V190H12L11 191V193L10 194H8V199L6 200L5 199V203H4V207H10L9 205H10V203H12L14 200H17L18 201V203L20 204L19 206H24V205H26L27 204V202L30 200V199H33V198H35L36 197V192H35V189H37V188H39L40 187V185L41 184H43V183H45V182H47V180H49V178L50 177H54V175L56 174V173H58L59 172V170H60V168H62V166H64V164H65V161L66 160H68L67 158H69L70 157V155H71V153L74 151V150H76L77 148H79V146L81 145V144H85L88 140H90L91 139V137L92 136H94L95 134H96V130L94 131L93 129H95V126H94V124H96V121L94 122V123H91V122H85L86 123V125H85V123H84V125L86 126V128H87V130H89V128H91L90 130L93 132V133H89L90 134V136H89V134H88V136L84 139V137L87 135L86 133H84L83 131H80V134L81 135H83V136H81L80 137V134H79V131H78V133L77 132H75V131H73V130H75V128H72L71 129V131L69 130V128H66V129H64L63 131L62 130H60L59 128H58V124L59 123H61L62 122V120H66L67 121V118L66 117H68L69 115H67V113L65 112L64 113V109L62 108L61 109V107H58V108H55V109H51V108H49V106L51 107V104H52V102L56 99V101H57V96L56 95H53L54 94V92L56 91V89L57 88H62V87H64V85H65V87H70L71 89L72 88H74V87H77V84L78 85H81V83L83 82V81H86L87 79L89 80V77L90 76H93L92 74H96L97 75V72H98V74H100V71H97V70H95V73H94V70H93V67H92V70H90L91 69V67H90V69H89V66H92L93 64H92V61H88L89 62V64H88V62L86 61V62H82L80 65L79 64H77V70H76V67H75V65H74V70L72 69V68H69V72H64L65 71V68H63V65H62V67H59L57 70H58V73H54L55 71H51L52 73H47V74H44L45 73V70L46 71H49L50 69H45V68H42L41 66H42V64L41 65H34L32 62H33V60L35 59L34 58V56H36V57H38V56H40L41 54H43L45 51H46V49H45V47H43V46H46V43H48L47 41H45V42H42V44H41V39H43V38H45V36L43 37H41V39H40V41H38V42H40V44L39 45H35L34 46V44L32 45H29L28 46V44L27 43H29V41L30 40H32L31 42H37L36 40H37V38H38V36L43 32V30L42 29H39L40 28V21H41V19L40 20H38V21H36V22H29ZM110 20H113L112 18H110L109 17V21ZM149 20V19H148ZM167 20V21H166ZM170 20V21H169ZM182 20V21H181ZM193 20V21H192ZM200 20H201V22H200ZM208 20V21H207ZM32 21V20H31ZM91 21H93V22H96L95 20H91ZM108 21V22H109ZM166 21V22H165ZM178 24V28H176V26H175V22ZM181 21V22H180ZM208 23H207V22ZM107 21H106V23H108ZM168 22H170V23H168ZM180 22V23H179ZM203 22H205V23H203ZM240 22V23H239ZM244 22V23H243ZM167 23V24H166ZM194 23H196V25L198 24L199 25V23L201 24V25H194ZM204 25H203V24ZM230 23V24H229ZM40 26H39V25ZM136 24H138V25H136ZM168 25V24H170L169 25V27H165L166 25ZM184 24H186L185 26H184ZM193 24V25H192ZM228 24V25H227ZM105 24H103V26H104ZM141 25V26H140ZM143 25V26H142ZM164 25V27L166 28H164L163 27V29H161V27ZM175 26V27H172V26ZM179 25H181L182 27H179ZM206 25V26H205ZM226 25V26H225ZM235 25V26H234ZM37 26V27H36ZM137 26H138V28H137ZM194 28H193V27ZM203 26V27H202ZM244 26V27H243ZM15 27V28H14ZM171 27V28H170ZM235 27H237V28H235ZM6 28V27H5ZM35 28V29H34ZM39 30H38V29ZM141 28V29H140ZM170 28V29H169ZM176 28V29H175ZM140 29V30H139ZM161 29V30H160ZM165 29V31H163ZM167 29H168V31H167ZM178 29V30H177ZM182 29H184V31L182 30ZM186 29H187V31L189 32L188 34H186L187 33V31H186ZM220 29V30H219ZM249 29V30H248ZM182 30V31H181ZM193 30V31H192ZM233 32H232V31ZM243 30V31H242ZM32 31L34 32V34L32 33ZM138 33H137V32ZM159 31H161V32H159ZM162 31L164 32V33H162ZM186 31V32H185ZM241 33H240V32ZM253 31V32H252ZM136 32V33H135ZM141 34H140V33ZM171 32V33H170ZM172 32H173V35H170V34H172ZM175 32V33H174ZM184 33L185 32V36L184 35H181L182 33ZM40 33V34H39ZM151 33H153V34H151ZM161 33V34H160ZM165 33H166V35H165ZM168 33H169V35L171 36V37H169V38H172L176 33H177V35L176 36H174L172 39H174V40H172V39H170V41H168L169 39H168ZM179 33H180V35L183 37H181V38H179ZM216 33V34H215ZM230 33V34H229ZM250 34L251 33V35H248V34ZM31 34V35H30ZM135 34V35H134ZM140 34V35H139ZM149 34V35H148ZM164 34V35H163ZM215 34V35H214ZM217 34H219V35H217ZM38 35V36H37ZM147 35H148V37H147ZM155 35V36H154ZM210 35H211V37H210ZM228 35V36H227ZM29 36V37H28ZM64 35H58V36H55V38H54V40L55 41H57L58 39H60L61 37H63ZM161 36H163L162 38H161ZM187 36H189L188 38H187ZM224 36H226V38L224 37ZM256 36V37H255ZM58 37V38H57ZM120 35H119V37L117 36L116 38H119L120 40L122 39V40H124L123 38H122ZM145 39H144V38ZM176 37H178V38H176ZM185 37V38H184ZM216 37V38H215ZM224 39H223V38ZM229 37V38H228ZM36 38V39H35ZM57 38V39H56ZM110 39V40H108V41H106V45H114L115 43H118L117 41L119 40V39ZM158 38V39H157ZM167 39L165 42H164V39ZM230 38H232V39H230ZM250 38V39H249ZM131 39H129L130 41H133V40H131ZM180 39V40H179ZM183 39V40H182ZM217 39V40H216ZM52 41V42H55V41ZM117 40V41H116ZM120 40H119V42H120ZM129 40H127V41H129ZM152 40H155V41H152ZM156 40H158V41H156ZM175 40L177 41V43L176 44H174V42H175ZM247 40H248V42H247ZM13 41V42H12ZM112 41H116L115 43L114 42H112ZM145 41V42H144ZM148 41V42H147ZM163 41V42H162ZM173 41V42H172ZM243 41V42H242ZM12 42V43H11ZM122 42V41H121ZM125 42V41H124ZM147 42V43H146ZM151 42H157V43H159L158 45L156 44V43H152L151 44ZM182 42H183V44H182ZM246 42V43H245ZM27 44V46H26V44ZM111 43V44H110ZM112 43H114V44H112ZM138 43H139V46H138ZM142 43V44H141ZM144 43H146L147 44V46H149V47H147V49H146V46H144V45H146V44H144ZM208 43V44H207ZM229 43V44H228ZM244 43V44H243ZM263 43V44H262ZM25 44V48L24 47H22L23 45ZM44 44V45H43ZM119 44V43H118ZM150 44V45H149ZM137 45V46H136ZM142 45H143V47L145 48L144 50L142 49L143 47H142ZM154 45V46H153ZM157 45V46H156ZM177 45H180L181 47H179V46H177ZM189 45V44H188ZM234 45V46H233ZM7 46V47H6ZM136 48H135V47ZM165 46V47H164ZM261 46V47H260ZM17 47V48H16ZM28 47V48H27ZM37 47V48H36ZM40 47H43V49L45 50H43V49H39ZM48 47V46H47ZM152 47V48H151ZM22 49L23 48V51H22V53H20L22 56L21 57H19V55H16V52H18V50L19 49ZM201 50H200V49ZM207 48V49H206ZM259 48V49H258ZM261 48V49H260ZM38 49H39V52H38ZM139 49V50H138ZM150 49H152V50H150ZM155 49V50H154ZM157 49V50H156ZM162 49V50H161ZM174 49V50H173ZM205 49V50H204ZM263 49V50H262ZM30 50V51H29ZM48 50V49H47ZM137 50V51H136ZM161 50V51H160ZM197 52H196V51ZM199 50H200V53L198 54V52H199ZM262 50V51H261ZM32 51V52H31ZM35 51H37V52H35ZM41 51H42V53H41ZM164 51V52H163ZM175 51L177 52V54L174 56V54H173V52L175 53ZM34 52V53H33ZM135 52V53H134ZM138 52H140V53H138ZM163 52V53H162ZM34 55H33V54ZM39 55H38V54ZM130 53V54H129ZM142 53V54H141ZM165 53V54H164ZM170 53V54H169ZM261 53V54H260ZM6 54H8V55H6ZM30 54H32V55H30ZM36 54V55H35ZM127 54V55H126ZM150 55L149 57H148V55ZM164 54V55H163ZM169 54V55H168ZM214 54H216V52L214 53ZM38 55V56H37ZM195 55V56H194ZM202 55V56H201ZM139 56H140V58H139ZM174 56V57H173ZM145 57V58H144ZM188 57V58H187ZM191 57V58H190ZM194 57V59H192ZM27 58H28V60H27ZM130 59V58H132V60H130V61H127V62H124L125 60H127V59ZM144 58V59H143ZM148 58H149V60H148ZM152 58V59H151ZM155 58V59H154ZM11 59H12V61H11ZM20 60V62H19V60ZM135 59H136V61H135ZM151 59V60H150ZM157 59H158V61H157ZM167 59V60H166ZM196 59V60H195ZM4 60H6L5 62H4ZM32 62H31V61ZM140 60H142V61H144V63L142 62V61H140ZM146 60V61H145ZM152 60H153V63H152ZM8 61H9V63H8ZM11 61V62H10ZM16 61H17V63H16ZM27 61V62H26ZM135 61V62H134ZM148 61H150V62H148ZM137 62V63H136ZM3 63V64H2ZM5 63V64H4ZM7 63V64H6ZM11 63H14V64H11ZM22 63V64H21ZM24 63H25V65H24ZM30 63H32V64H30ZM91 63V64H90ZM10 64H11V66H10ZM16 64V65H15ZM85 64V65H84ZM131 64V65H130ZM138 64V65H137ZM151 64H153V66L151 65ZM3 65V66H2ZM5 65H9L8 67L6 66V68H4L3 69V67H5ZM84 66V68H82L83 66ZM86 65H88V66H86ZM131 66V67H126V66ZM22 66V67H21ZM35 66V67H34ZM40 66V67H39ZM125 68H124V67ZM138 66V67H137ZM149 66V67H148ZM190 66V65H189ZM14 69V72L13 71H11V69L12 68ZM17 67H19V68H17ZM29 67V68H28ZM33 67V68H32ZM57 67V66H56ZM70 67H73V66H70ZM122 67H123V69H122ZM135 69H134V68ZM142 67V68H141ZM152 69H151V68ZM155 67V68H154ZM8 68H9V70H8ZM29 69V70H31L30 72H27L28 70H26V69ZM34 68H35V70H34ZM81 68H82V70H81ZM120 68H121V70H120ZM133 68V69H132ZM141 68V69H140ZM55 69V68H54ZM84 69H86V70H84ZM89 69V70H88ZM125 69V70H124ZM129 69V70H128ZM137 69V70H136ZM145 69H146V72H143V71H145ZM183 69V68H182ZM38 71V73H37V71H36V73L37 74H35L34 75V77H33V74H34V71ZM70 70L72 71V72H70ZM84 70V71H83ZM123 70V71H122ZM135 70V71H134ZM139 70V72L137 73V71ZM168 70V67H166V65H165V67L163 66L162 68H159V70H158V72L156 73L157 75H159L160 73H162V71H164L165 72V74H167V71ZM11 71V73L12 74H10L9 72ZM44 71V72H43ZM64 73H63V72ZM68 71V70H67ZM116 71H118V72H116ZM122 71V72H121ZM39 72H40V74H39ZM92 74H91V73ZM141 72H142V74H141ZM5 73H9L8 74V76L6 77L5 75H7V74H5ZM21 73H23V74H21ZM31 75H30V74ZM59 73H62V75L63 76H59ZM66 73V74H65ZM78 73V74H77ZM79 73H81V74H79ZM84 73V74H83ZM90 73V74H89ZM13 74L16 76H13ZM44 74V78H42L43 76H41V75H43ZM132 76H131V75ZM134 74V75H133ZM138 74L141 76V78H140V76L138 77ZM1 75H4V76H1ZM11 75H12V77H11ZM20 75V76H19ZM29 77H28V76ZM39 75L41 76L40 78H38V79H40V80H36V78H37V76L39 77ZM53 75V76H52ZM56 75H58V76H56ZM61 75V74H60ZM67 75V76H66ZM135 75H137V76H135ZM30 76H32L31 78H30ZM45 76H47V77H45ZM72 78H71V77ZM81 76V77H80ZM86 76V78H84ZM111 76L113 77L112 78V83L110 82L109 83V81L111 80ZM125 76V77H124ZM146 76V77H147ZM26 77H28L27 79H24V78H26ZM49 77V78H48ZM67 77V78H66ZM121 77V78H120ZM131 77H132V79H131ZM134 77V78H133ZM147 77V78H148ZM4 78H6V79H4ZM16 80H15V79ZM30 78V79H29ZM69 78V79H68ZM73 78H75V79H73ZM79 78H81L80 80H78ZM84 80H83V79ZM120 78V79H119ZM124 78V79H123ZM126 78H127V80H126ZM1 79H2V81H1ZM33 79H35V80H33ZM43 79H48L47 80V82H46V80L44 81V82H40V81H42ZM52 79V81H50ZM54 79H55V81H54ZM72 79V80H71ZM101 79V80H100ZM109 79V80H108ZM119 79V80H118ZM135 79V80H134ZM149 79V78H148ZM6 80V81H5ZM13 81V82H11V81ZM21 80H22V82H21ZM28 81L29 82V86H36L37 87V89H36V87H35V90H34V87H26V89H27V91H26V89H24V90H21L20 92H16V93H7L6 94V92H4V93H2L3 91H5V89L7 88V87H10V86H12V85H20V84H23V81L25 82V81ZM29 80H31V81H29ZM60 80V81H59ZM65 80H67V82L65 81ZM105 80V82L104 83H101L102 81H104ZM107 80V81H106ZM125 80V82L127 81L128 82V80L130 81V82H126L127 83V88H126V90L124 89V88H122L121 86H124V85H126V83L125 82H123ZM142 80V81H141ZM5 81V82H4ZM19 81H20V83H19ZM26 81V82H27ZM35 81V82H34ZM74 81L76 82V83H74ZM80 81H81V83H80ZM136 81V82H135ZM5 84H4V83ZM6 82H8V84L10 85L11 83H13L12 85H10V86H8V85H6L7 83ZM9 82H11V83H9ZM27 82V83H28ZM51 82V83H50ZM52 82H54V83H52ZM64 82V83H63ZM66 82V83H65ZM100 82V83H99ZM114 82V83H113ZM122 84H121V83ZM17 83V84H16ZM33 85H32V84ZM40 83V85H38V84ZM75 84V85H70V84ZM98 83H99V85H98ZM109 85H108V84ZM125 83V84H124ZM140 83V84H139ZM143 83V84H142ZM49 84H51V85H49ZM53 84H55V85H53ZM57 84V85H56ZM58 84H60V86L58 85ZM64 84V85H63ZM67 84V85H66ZM95 84H96V86H95ZM105 84H107V86H108V88L107 87H105ZM113 84V85H112ZM135 84H136V86H135ZM49 85V86H48ZM99 87H98V86ZM110 85H112V87L110 88ZM116 85V86H115ZM134 85V86H133ZM51 86V87H50ZM59 86V87H58ZM148 86V85H147ZM46 87H47V90H46ZM103 87V88H102ZM117 87V89H118V91L115 89ZM121 87V88H120ZM247 87V86H246ZM29 88V89H28ZM45 88V89H44ZM107 88V89H106ZM109 88H110V90H109ZM114 88V89H113ZM43 90V92H42V90ZM53 89L55 90V91H53ZM132 89V90H131ZM244 89V90H243ZM38 92H37V91ZM40 90V91H39ZM49 90H51V92L49 91ZM109 90V91H108ZM131 90V91H130ZM24 91H26V92H24ZM32 91V93L30 94L29 92H31ZM35 91V92H34ZM49 91V92H48ZM122 91V92H121ZM128 91L129 92H131L129 95L127 94L128 93ZM244 91V92H243ZM24 92V93H23ZM38 94H37V93ZM42 92V93H41ZM45 92H47V93H45ZM111 93L110 94V96L109 95H106V94H108V93ZM113 92V93H112ZM115 92V93H114ZM240 93V95H239V93ZM237 93H234L232 96L231 95H229L228 97H227V102L230 100L231 102H232V100L234 99V97L235 98H238V97H241V95H243V96H246V95H244V93L246 92V88L244 87V88H242V90H241V92L240 91H238ZM26 93V94H25ZM29 93V94H28ZM34 93H36L35 95H34ZM39 93H40V95H39ZM20 94V95H19ZM32 94H33V96L34 97H32ZM99 94H101L100 96H99ZM114 94V95H113ZM145 94V95H144ZM235 94H237V95H235ZM53 95V97H51V99L49 98L50 96H52ZM85 95V96H84ZM96 95H98V96H96ZM128 95V96H127ZM27 96H30V99H29V97L28 98H26V100L24 99L25 97ZM35 96H36V98H35ZM41 96V97H40ZM84 96V97H83ZM105 96V97H104ZM119 96V97H118ZM124 96V97H123ZM126 96V97H125ZM234 96V97H233ZM242 96V97H243ZM33 99H32V98ZM76 97V100L75 99H73V98H75ZM94 97V98H93ZM99 97V98H98ZM103 97V98H102ZM111 97V98H112ZM15 98V99H14ZM100 98H102V99H100ZM110 98V99H111ZM124 98V99H123ZM9 99V100H8ZM27 99H29V100H27ZM79 99V100H78ZM91 99V100H90ZM119 99H121L120 101H119ZM2 100H4V101H2ZM13 100L14 101H16V102H13ZM21 100H23V101H21ZM46 100H48V101H46ZM106 100V99H105ZM128 100V101H127ZM59 101V100H58ZM116 101V102H115ZM4 102V103H3ZM22 102V103H21ZM47 102V103H46ZM89 102V103H88ZM119 102H121V103H119ZM3 105H2V104ZM30 107L31 106V108H29V107H27L26 106V104ZM30 105H29V104ZM32 104V105H31ZM34 104V105H33ZM117 104V105H116ZM9 105V106H10ZM90 105V106H89ZM234 104H231L230 102H228L227 103V106H225L223 109H224V113H223V115L225 114L226 115V113L228 112V110L231 108V111H235V110H238V109H240V107L241 106H243L242 104H240V103H238V105L237 104H235L234 106H233ZM3 106V107H2ZM22 106H24V108H23V111H24V109H25V112L23 113V111H22ZM26 106V107H25ZM229 106H230V108H229ZM236 106V107H235ZM38 107V108H37ZM21 108V109H20ZM29 108V109H28ZM33 108V109H32ZM237 108V109H236ZM42 109V110H41ZM45 109V110H44ZM59 110V109H61L60 111H57L58 112V114H57V112L55 111V110ZM18 110V111H17ZM34 110V111H33ZM17 112V115L14 113L13 114V112ZM19 111H22L21 112V114H19L18 115V113H19ZM35 112V113H33V112ZM38 111V112H37ZM81 111H83V113L81 112ZM85 111V112H84ZM218 111V110H217ZM28 112L30 113L28 116L29 117H27V114H28ZM31 112L33 113V114H31ZM37 112V113H36ZM39 112L41 113V114H39ZM47 112V113H46ZM89 112V113H88ZM243 112H244V110H243ZM12 113V114H11ZM59 113L61 114L60 116H59ZM216 113V114H215ZM37 114H39V116H37ZM45 114V115H44ZM82 114V115H81ZM11 115V116H10ZM14 115H16V116H14ZM25 117H27V118H25ZM36 117H35V116ZM64 115V116H63ZM81 115V116H80ZM109 115V116H108ZM211 116H210V119L212 120V122H213V124H214V121H218L220 124L224 121H226L225 120V118H224V116H221V115H219V113L218 112H216V111H213L211 114H210ZM14 116V117H13ZM20 118H19V117ZM34 116V117H33ZM66 116V117H65ZM116 116V117H117ZM217 116V117H216ZM0 117H1V115H0ZM31 117V119H33V120H37V122H35V125L36 126H34V123L33 124H31V125H26V127H25V125H24V123H25V121L26 120H28L29 118ZM41 117V118H40ZM222 117V118H221ZM64 118V119H63ZM121 118V119H120ZM213 118V119H212ZM244 118H245V116H244ZM13 119V120H12ZM30 119V120H31ZM50 119V120H49ZM127 119H128V115H121V117H119V118H116V121L114 122L115 123V125L116 126H122L121 124H123L124 122H126L127 121ZM220 119V120H219ZM23 120V121H22ZM65 120H64V122H65ZM8 121H10V120H8ZM14 123H13V122ZM41 121V122H40ZM109 121V122H108ZM121 121V122H120ZM22 122V125L20 124ZM64 122H62V123H64ZM117 122V123H116ZM5 123H6V121H5ZM8 123V122H7ZM13 123V124H12ZM16 123H17V125H16ZM43 123V124H42ZM61 123V124H62ZM119 123V124H118ZM245 123H247V122H245ZM60 124V125H61ZM92 124V125H91ZM107 124L108 125H111V126H108L107 127ZM15 125L17 126V127H15ZM34 127H33V126ZM211 126H210V128H211V131H212V123L210 124ZM89 126V127H88ZM216 126V125H215ZM214 126V127H215ZM3 127V128H2ZM10 127V128H9ZM12 127V128H11ZM23 127V128H22ZM25 127V128H24ZM36 127H38L37 128V130H36ZM54 127H56V128H58V130L57 129H55ZM28 128V129H27ZM31 128V129H30ZM33 128V129H32ZM41 128V130H38V129H40ZM44 128H45V130L47 131L48 129H49V131H44ZM47 128V129H46ZM93 128V129H92ZM10 129V130H9ZM35 129V130H34ZM51 129H55L54 131L52 130L51 131ZM85 130V129H84ZM199 130H201V128L199 129ZM15 131V132H14ZM59 131H61V132H59ZM65 131H66V133H65ZM71 132V134H70V132ZM73 131V132H72ZM5 132V133H4ZM58 132V135L56 134ZM67 132H69V135H68V133ZM8 133H10V134H8ZM38 133V134H37ZM41 133V136L39 135ZM44 133V134H43ZM78 135H77V134ZM8 134V135H7ZM36 134V135H35ZM56 134V135H55ZM63 134V135H62ZM73 134V135H72ZM94 134V135H93ZM205 134H207V132H200V134H199V137L198 138H196L194 141H193V144L195 145H197V146H199L202 150L201 151H203L204 149H207V150H211V146L213 145V144H215L217 141H218V139H219V137L218 136H216L215 135V137L213 136L215 133L214 132H212V134L211 133H208V135H209V138L208 139H203L204 138V135ZM211 134V135H210ZM10 135V136H9ZM27 135H29L28 137H27ZM38 135V136H37ZM61 135V136H60ZM65 135H67V136H65ZM85 135V136H84ZM8 136V137H7ZM22 136H23V138H22ZM44 136V137H43ZM53 136V137H52ZM56 136V137H55ZM59 136H60V138L62 139V137L63 136H65L66 137V140H64L65 139V137H63V140H61L60 139V141L59 142H55L54 144L52 143L55 139H57L58 140V138H59ZM6 137V138H5ZM14 139H13V138ZM35 137V138H34ZM48 137V138H47ZM51 137V138H50ZM212 137V139H210ZM3 138H5V139H3ZM9 138H11V139H9ZM47 138V139H46ZM50 138V139H49ZM71 138V139H70ZM78 138V139H77ZM80 138H82L81 139V141L80 142H78L79 140H80ZM49 139V140H48ZM8 140V141H7ZM13 140V141H12ZM76 140H78V141H76ZM84 140H86V141H84ZM18 141V142H17ZM36 141H37V143H36ZM72 141V142H71ZM75 141V142H74ZM195 141L197 142V143H195ZM209 143H208V142ZM33 142V143H32ZM47 142V143H46ZM62 142V143H61ZM78 142V143H77ZM214 142V143H213ZM13 143V144H12ZM49 143V144H48ZM61 143V144H60ZM75 143V144H74ZM41 144V145H40ZM90 144V143H89ZM4 145V146H3ZM32 145V146H31ZM47 146L46 147V149L45 148H43V149H45L44 150V152L42 151V153H40V154H36V153H34V154H36V155H34V154H32V155H30V153H31V150L33 149V148H37V147H41V146ZM5 146H6V148H5ZM91 146V145H90ZM89 146V147H90ZM94 146V145H93ZM92 146V147H93ZM226 146L227 145H225V146H222V148H223V150H224V148H226ZM8 147V148H7ZM30 147V148H29ZM88 147V148H89ZM68 148H72V150L71 151H69L65 156V158H66V160L64 159V157H60V158H55V159H53V156L54 155H58L59 153H61V152H63L65 149H68ZM222 148H220V150H218V151H216V154L214 155L213 154V151H212V154L210 153L209 155H208V157H206V158H204V159H202L201 160V162L198 164V166L196 167V168H193L192 169V171H190V172H187V173H185V178L184 179H179V180H182V181H180V184L178 183V181L179 180H172V179H162V180H152V182H151V184L150 185H152L151 187H150V185L148 186V187H146V188H144L143 190H142V192L141 193H139V194H136V196H134L133 197V195H132V197H131V199H132V201H136L137 202V204H133V206L131 205V207H130V209H131V213L133 214V215H131V216H133V218H131V220H135V214L136 215H138V213L140 212L141 213V210H143L144 209V206H146L147 204H148V202L149 201H152V200H155V198L157 199V198H159V197H161L162 196V194L165 192V191H171V190H174V195H175V193H178V192H180V190L181 189H184V186L185 187H187L185 190L187 191L186 192V194H185V192H184V190H183V194L184 195H180V196H178V203H180L181 204V202H179V201H181V199H182V203H183V200H185L186 198H187V196H189L190 194L192 195L193 193L192 192H190V191H193V192H197V191H199V190H206V188H208V190L210 189V191H212L211 189H213L216 185L217 186H219L220 185V189H218L217 191H220V190H224V189H226L227 188V186L229 185V184H227V176L226 175H224V172H222V170H220L221 169V166L222 165H224V163L225 162H221V161H216V159L214 158L215 156H217L218 154H221L223 151H222ZM263 149H264V147H262ZM262 148H261V150H262ZM28 149V150H27ZM42 149V150H43ZM91 149V147L89 148V150ZM23 152L25 153V155L23 154ZM264 152V151H263ZM5 153V154H4ZM54 153V154H53ZM88 153H89V151H88ZM26 154H29V155H26ZM261 153H257V152H255L254 154H252V156H251V158H250V161L249 162H253L254 161V158H256L257 160L259 159V157H258V155L259 156H261L260 155ZM255 155H256V157H255ZM29 156H30V158H29ZM36 156V157H35ZM29 158V160H33V163H34V167H31V166H29L28 168H26V165L29 163L28 162V158ZM220 157H222V158H224L223 156H220ZM264 157V153H263V156H261V160H262V158ZM2 159V160H1ZM26 159V160H25ZM57 159V160H56ZM214 159V160H213ZM255 159V161H257ZM258 160V162L260 163V164H258V162L256 163L255 161L253 162V164H251V163H249V167H248V169H246L247 167H244L246 170V172H244V169H242L241 170V172L243 173L244 172V174H246L247 175V177L246 178H248V179H246V178H242L241 179V177L243 176V177H245L241 172V174H238L239 176H238V180H240L239 182L240 183H238V185L235 187V189L233 188V189H231L230 190V192L228 193V194H226V195H224V196H221V197H218V199H216V198H212V197H210L207 201H202L201 202V204H202V206H200L199 208H198V210L195 212V215H194V218H193V220H192V222H191V224L188 226V227H186V228H184V230H180L179 232H177L176 234H173L172 235V237L174 236L175 238H180V239H177L178 240V249L179 248H182V249H184L185 248V251H188V252H191V250H192V245L194 244V239L196 240V238L193 236V235H189L188 234V232H187V230H188V228H190V226H192V225H194V224H196L197 222H198V224H200L201 223V221H199L198 219H204L203 217H205L207 214H208V216H209V213L211 212V210H212V208H214V207H216V206H219L220 204H221V202H223L225 199H232L237 193L240 195V196H242V195H244V194H247V193H250V191H252V190H250V191H248L249 189H252V188H254L255 186V184H259L261 181L262 182H264V158H263V161H261V160ZM37 160V161H36ZM60 160H62L61 162H60ZM65 160V161H64ZM82 160V159H81ZM81 160H77L76 162H74L73 164H74V166H78L82 161ZM224 160V159H223ZM222 160V161H223ZM22 161H24L23 163H22ZM49 161V162H48ZM51 162H55V164L54 165H52L51 166V168H50V170L53 168V170L52 171H50L49 170V172H47L45 175L47 176L46 178L43 176L42 177V181L41 182H38L37 184L39 185L38 187L36 186L37 184H35L34 186H33V188H32V190H30L29 192L30 193H28L27 195H24V193H23V191L25 190L26 191V189L28 188L27 186H29L30 184H28L31 180H33L34 178H36L37 177V173L36 172H38V169H39V171L42 169V168H44L45 167V165L47 164L48 165V163H51ZM59 162V163H58ZM203 162V163H202ZM63 163V164H62ZM36 164V165H35ZM58 164V165H57ZM219 164V165H218ZM42 165H44V166H42ZM46 165V166H47ZM60 165V166H59ZM210 165H211V167H213V169L210 167ZM11 166V165H10ZM200 166V167H199ZM252 166V167H251ZM253 166H255V167H258L259 168V170H258V168L256 169V168H254ZM42 167V168H41ZM125 167H126V165H122V167H121V169L119 170V169H117V170H114L111 174L110 173H106V175L108 176V178H112V179H118L117 180V182H116V190H115V194L120 190V189H122L123 188V190H124V188H126L127 186H128V184H129V181H130V179H132L133 177H134V172H132V174H131V172H128V173H125L124 174V169H125ZM199 167V168H198ZM10 168V167H9ZM56 168H57V170H56ZM208 168H210L209 170H208ZM220 168V169H219ZM252 168V169H251ZM253 168H254V171H253ZM28 169V170H27ZM33 169V170H32ZM219 169V170H218ZM250 169V170H249ZM262 169V170H261ZM6 170V171H5ZM34 170H37V171H34ZM56 170V171H55ZM7 173L8 172V168H5L1 173L4 175V176H2L3 178L4 177H6V175H5V172ZM200 171V172H199ZM216 173H215V172ZM220 172V173H219ZM23 173V174H22ZM35 173V174H34ZM95 173V172H94ZM115 173V174H114ZM130 173V174H129ZM205 173V174H204ZM260 173H262V174H260ZM1 174V175H2ZM26 174V175H25ZM52 174V175H51ZM216 175L215 177L217 178L218 177V179H216L215 178V180H214V175ZM221 176H224L225 177V179H224V177H223V179H222V177L221 178H219L220 177V175ZM257 174V176L260 174V176H258V177H260V179H261V181L259 182V180H257V181H254L255 180V178H254V175H256ZM0 175V176H1ZM33 175V176H32ZM116 175V176H115ZM119 177H118V176ZM242 175V176H241ZM70 176V175H69ZM73 176V173H71V177ZM209 176H211V177H209ZM256 176V177H257ZM27 177V178H26ZM87 177H89V178H86V180H88V183H86V182H82L81 184H82V186H81V184L80 185H78V189H82V187H84V186H86L87 187V192H86V194H85V196H87V200H86V203H87V205H88V202H89V197L90 196H92V195H94L97 191H98V189H97V187H94V186H91L92 184H94L95 183V181L94 180H92L91 178H90V175L89 176H87ZM239 177H240V179H239ZM252 179H254L253 181L251 180V178ZM24 178V179H23ZM44 178V179H43ZM70 178V177H69ZM68 178V181H67V185H66V188L67 189H65V190H63L62 191V193L64 192H67L68 190H70V188H72V186L71 185H74V182H75V177L74 178H71V179H69ZM122 178H123V180H122ZM129 178V179H128ZM2 178H0V188L1 187H3V186H1V185H3L4 183L3 182H6V179L7 178H5V179H3V180H1ZM28 179V180H27ZM72 179H74V180H72ZM101 179V178H100ZM120 179H121V181H120ZM219 179H221V180H219ZM245 179V180H244ZM30 180V181H29ZM103 180V179H102ZM219 180V182H217V181ZM246 180H247V182H246ZM26 181V182H25ZM126 181V182H125ZM190 181V182H189ZM222 181V182H221ZM225 181V182H224ZM248 181H249V183H254L253 185L251 184V185H247L246 183H248ZM12 182H14V180L12 181ZM103 182V181H102ZM159 182V183H158ZM171 182V183H170ZM176 182V183H175ZM186 184H185V183ZM199 182V183H198ZM223 182H224V185H223ZM245 182V183H244ZM85 183V184H84ZM106 183V182H105ZM127 183V184H126ZM165 183V184H164ZM173 183H174V185H173ZM178 183V184H177ZM71 184V185H70ZM83 184H84V186H83ZM155 184V185H154ZM163 184V185H162ZM170 184V185H169ZM207 184V185H206ZM222 184V185H221ZM245 184L248 186H245ZM176 186V187H173V186ZM177 185H179L178 187H177ZM182 185V186H181ZM205 185V186H204ZM20 186H23V187H20ZM26 186V187H25ZM71 186V187H70ZM91 186V187H90ZM224 186V187H223ZM242 186V187H241ZM25 187V188H24ZM90 187V188H89ZM210 187V188H209ZM246 188L247 187V189H244V188ZM22 188V189H21ZM149 188H152V189H149ZM192 188V189H191ZM240 188H242V190H244V191H242ZM2 189V188H1ZM0 189V190H1ZM103 189V188H102ZM102 189H100L101 190V192L102 193H100L99 195H101V197H100V199H98L97 200V197H96V202L94 203V205L96 204V207L97 206H99L100 204V202H99V200H101V198L103 197V196H105V194H106V196H107V193H106V190H103L102 191ZM176 189V190H175ZM18 190V191H17ZM79 190V191H80ZM159 190V191H158ZM246 190V191H245ZM34 191V192H33ZM148 191H150V193L148 192ZM154 191H156V192H154ZM242 191V192H241ZM248 191V192H247ZM31 192H32V194H31ZM85 193V189H82V195L81 194H79V196H77V198L79 199L81 196H83V194ZM103 192H104V194H103ZM152 192V193H151ZM158 192H159V194H158ZM4 193H6L7 194V192H6V190L4 191ZM63 193V194H64ZM147 195H146V194ZM189 195H188V194ZM234 195H233V194ZM240 193H242V195L240 194ZM244 193V194H243ZM158 194V195H157ZM11 195V196H10ZM14 195H16V196H14ZM19 195V196H18ZM24 195V196H23ZM29 195H31V196H29ZM61 195V194H60ZM99 195H97V196H99ZM150 195V196H149ZM178 195H179V193H178ZM228 195V196H227ZM18 196V197H17ZM105 196V197H106ZM142 196V197H141ZM153 196V197H152ZM155 196V197H154ZM158 196V197H157ZM227 196V197H226ZM14 199H13V198ZM25 197V198H24ZM30 197V198H29ZM112 197H115V196H112ZM112 197H109L110 199L112 198ZM149 197H150V199H149ZM224 197V198H223ZM12 198V199H11ZM15 198H17V199H15ZM28 198V199H27ZM76 198V197H75ZM108 198V199H109ZM235 198V197H234ZM233 198V199H234ZM10 199V200H9ZM21 199V200H20ZM89 199V200H88ZM107 199V202L109 203V201H110V199L108 200ZM141 199V200H140ZM149 199V200H148ZM210 200V201H209ZM213 200V201H212ZM215 200V201H214ZM145 201V202H144ZM7 202H9V204L6 206V204H7ZM135 202V203H136ZM36 203V206L34 207V205H33V207H32V210H33V208H34V210L39 206V201H36L35 202ZM98 203V204H97ZM143 204V206L141 207V205ZM144 203H146V204H144ZM204 203H206L204 206H203V204ZM208 203V204H207ZM55 204V203H54ZM140 204V206H138ZM180 204H178V205H180ZM86 205V204H85ZM86 205V206H87ZM106 205H108L107 203H106ZM81 206V210L82 211H76V210H78L79 208H76L75 207V205L73 206V207H71L65 214L67 215V216H65L64 215V217H65V219H64V222L62 223V224H64L65 225V227H64V225H59L58 227H57V230H56V232H55V235H54V237L52 238V250L51 251H49V252H53V247H56V245H59V243H60V241L62 240V234L64 233V231H65V229L66 228H71L72 230H73V232L75 233L74 234V237H76V234H77V236L78 235H80V234H82V235H84V234H86L87 232H88V230H89V225H90V223H91V220H90V218L88 217V215L87 214H89V211H88V213H86V214H83V213H85V210L83 209V208H85V207H82V205H79V207ZM135 206H137L136 208H135ZM206 206V207H205ZM141 207V208H140ZM49 209H46V211L48 210H50L51 209V207H48ZM54 208H56V206H54ZM133 208V209H132ZM140 209V210H139ZM32 210L31 211H29V213L30 212H32ZM139 210V211H138ZM47 211V212H48ZM58 210L56 209V211H54L55 212V214H56V212H57ZM132 211H134V212H132ZM136 211V212H135ZM54 212H53V215L55 216V214H54ZM33 213V212H32ZM32 213L30 214V216L32 215ZM135 213V214H134ZM139 213V214H140ZM77 215V216H76ZM86 215V216H85ZM53 216V217H54ZM73 216V217H72ZM75 218H76V220H75ZM66 220V221H65ZM133 221H131V222H133ZM138 221V220H137ZM155 221V220H154ZM66 223V224H65ZM75 223V224H74ZM80 224V226H78ZM140 225V224H139ZM63 226V227H62ZM85 227V228H84ZM68 228V229H69ZM61 229H62V231H61ZM81 229V230H80ZM187 229V230H186ZM77 230H79V231H77ZM161 233V232H160ZM159 233V234H160ZM183 233H184V235H183ZM57 235H59V236H57ZM187 235L189 236V237H187ZM178 236H180V237H178ZM57 238V239H56ZM220 238H221V236H220ZM171 238H164V239H162V240H155L154 242L155 243H153V244H151V243H149V244H147L146 246H145V248H143V251H140L139 253V255H138V257L140 258L141 257V259L143 258V260L144 261H146V262H149L151 259H152V257H153V253H154V255H155V250H156V248H158L159 247V244H163L162 242H168L169 240H170ZM55 240H56V242H55ZM153 240H154V237H153ZM186 240V241H185ZM189 241V242H188ZM54 242V243H53ZM159 244H158V243ZM167 242H166V244H167ZM186 242V243H185ZM187 242H188V244H187ZM191 242V243H190ZM56 243V244H55ZM4 244V243H3ZM5 245V244H4ZM3 245V246H4ZM8 245V244H7ZM183 245V246H182ZM185 245V246H184ZM2 246V247H3ZM154 246V247H153ZM147 247V248H146ZM156 247V248H155ZM188 247V248H187ZM146 249H149V251L148 250H146ZM145 250V251H144ZM163 250V249H162ZM148 252V253H147ZM150 252V253H149ZM187 252V253H188ZM164 253V251H162V253H160L159 254V256H158V258H157V260L159 261V258H160V263L161 264H171L172 263V261H173V256L172 257H170V259H171V261H170V259H168V258H166V256L163 254ZM52 255V253H50V256ZM5 256H7V253H5ZM5 256H3V258L2 259H4V258H6ZM143 256V257H142ZM49 258V254L47 255V257H46V260H45V262L44 263H47V260H48V263L51 261V258L50 259H48ZM149 259V260H148ZM163 259V260H162ZM168 259V260H167ZM205 259V257L203 258V260ZM163 261V262H162ZM168 262V263H167ZM203 262V261H202ZM47 263V264H48ZM191 264H197L195 261H193ZM202 264H204V263H202Z\"/></svg>","mask_w":264,"mask_h":264},{"label":"crops","instance_id":"3","mask_svg":"<svg viewBox=\"0 0 264 264\" xmlns=\"http://www.w3.org/2000/svg\"><path fill=\"white\" fill-rule=\"evenodd\" d=\"M232 16L235 17L237 15L229 16V17H231L230 19L233 18ZM222 24H224V20H223ZM214 27L218 28V27L213 25V27L208 28V29H210L208 32H210V31L212 32L213 31L212 29H215ZM201 29H203V28H200V30ZM200 30H197V31L199 32ZM208 32L206 35H209ZM203 41H202V43H203ZM222 41L223 40H218L217 42H222ZM217 42L213 43L211 45L212 49H208L207 50L208 52H206L205 56H204V57H206V55L209 54L210 56L213 57V59H211L212 61L205 59V60H202L200 62L199 66L194 67L193 65H190L191 63L189 61H187L186 59L181 60L182 62L181 61L178 62V60H172L171 59L172 61L168 60L164 63V64H166V67H168V70L166 71L167 74H165V72L162 71V73H160L159 75H157L156 73L158 72L159 68H162L164 66V64L162 63L161 65H159L160 67L157 66L156 70L154 69L151 72V75L149 77L147 76L149 79L146 78V76H145V78L148 79L147 83L150 82L149 84L146 83V86L144 87V91L147 89L151 90L148 93L150 95L149 101L146 102V100L148 98L146 99L143 97L140 100H136L135 102H132V100L129 99V101L124 106V108L126 106L127 107L123 110L122 113H119L120 115H118V116H121L124 114L125 115L129 114L128 115L129 120L127 119L126 123L124 122L122 124V126H119V125L116 126L115 125L114 118L116 120V118H119V117H116V115H114L115 112L112 113V120H111L112 127H111L110 131L113 134L109 138H107L108 143H107L105 138H104L105 141L102 140L103 138H102L101 134L98 133V131H104L105 128L102 127L100 129V127L102 126V123L100 125L99 122L96 121L95 128L99 127V126L100 127L97 129L98 131L96 130L95 136H92L91 139L86 142V144H81L82 146L80 145L78 149L74 150V152L71 153L70 157L67 158L69 161L68 160L65 161L64 166L66 167V165H67V168L71 169V173H74L76 168L75 167H74L75 169L73 168L74 164H72L73 159H71V158H75L74 162L82 159V162L79 164L80 166L79 165L77 166L78 168L82 169V171L80 172V173H82L83 168H84L83 167L84 163L88 159L90 161L92 159V161L93 160L97 161V162H94L95 163L94 166L95 167L97 166V168H98L97 170H99V169H102L101 166L103 165V160L99 161V158L101 155L104 156V158H106V159L112 160L113 162L116 160L114 162V164L116 166L114 164H112L113 168L112 169L108 168V170L111 172H109L107 170V172L110 174L114 170H117V169L120 170L122 165H126L127 168L125 167L124 174L128 173V172H135L134 178L130 179L129 184L127 186L128 188L126 187V188H124V190L122 188L119 191H121V190L125 191V190L131 189V193L128 196V198L130 197L128 200L129 202L128 201L125 202L126 204L124 206V209H126V211H129V208L131 207V205L133 206V204H134V201H132V199H131V195H133V194L136 195V194L141 193L144 188L148 187L151 184L152 180H159L160 181V180L166 179V178L172 179V180L184 179L185 173L192 171L193 168H196L202 159L208 157V155L210 153L212 154V151H213V154L215 155L216 154L215 151H218L215 149L218 141L215 144H213L215 146H213V147L211 146V150L204 149L203 151H201L202 149L199 146L196 147V145L193 144V141L199 137V134L201 131L203 133L204 132H207V133L211 132V128H210L211 125L210 124L213 122L210 119V116H211L210 114L213 111L218 110L219 115L224 116L223 115V113H224L223 108L228 103V102H226V98L229 95L237 93V91H240L244 87L243 85L250 83L259 74L258 71H256V69H255L256 64H257V61L255 60V58L258 55V51L256 49V46H258L260 44V43H258V41L252 40L247 46L245 45L246 47L243 49L237 48V50H236V48H234L233 50H231V49L226 48L227 46L224 47L225 49L219 47ZM202 43H201V45H202ZM256 43H257V45H256ZM189 45L185 44L183 46L185 48L186 46L188 47ZM194 47H196V46H194ZM177 52L175 51L174 56L177 54ZM215 52H216V54H214ZM209 55H207V56H209ZM239 57H241V58H239ZM173 61H175L176 64ZM176 65H177V67H176ZM219 65H221V67ZM145 75H147V73ZM236 83H238V84H236ZM243 83H245V84H243ZM239 86H241V87H239ZM130 93L131 92H128L127 94L129 95ZM181 95H182V97H181ZM210 95H212V97ZM181 98H182V100H181ZM114 99L112 101L113 106L111 105V108L114 107ZM212 101H214V102L212 103ZM113 109L114 108H112L110 110H113ZM133 110H134V112H133ZM201 113H203V114H201ZM183 115H184V117H183ZM189 115L191 117H189ZM97 116H98L97 120H100L99 119L100 111L97 113ZM186 116L189 119L188 122H187L188 119H186ZM153 117H155V118H153ZM102 118H104V117L102 116ZM196 118H198V119H196ZM201 118H202V121H201ZM112 121H114V122H112ZM192 121H193V123H192ZM209 121H211V122H209ZM222 123L224 124V121ZM113 124H114V128H113ZM134 124H136V125H134ZM111 125L107 124V127L111 126ZM122 127H123V129H122ZM200 128H201V130H199ZM113 129L114 130L117 129V130L114 131ZM118 129H119V131H118ZM142 129H144V130H142ZM165 129H166V131H165ZM125 130L126 131L128 130V131L126 132ZM162 132L165 134H163ZM120 133H122V134H120ZM161 133L163 134V136H161L162 135ZM113 135H116V136H113ZM182 135H184V136H182ZM207 135L205 134L203 139H208L209 136H207ZM103 137H105V136H103ZM140 137H142V138H140ZM162 138L164 140H162ZM109 139H110V141H109ZM58 140H60V137L58 138ZM58 140L55 139L52 143L54 144L55 141H58ZM161 140H162V143H161ZM176 140H178V141H176ZM218 140L221 142L223 139H222V137L220 138V136H219ZM137 141L139 142V144ZM142 141H143V143H142ZM89 142H90V144H89ZM119 144H121V145H119ZM93 145H96V146H93ZM118 145L120 146V148ZM220 145L225 146L226 144L223 145V143L221 142V144L218 145L219 148L222 147ZM89 146L91 147L90 150H89V148H90ZM93 149L96 152H94V151L90 152ZM71 150H72V148L65 149L63 152L59 153L58 155H54L53 159L60 158L61 156H63L65 158L66 157L65 155ZM77 150H79V151H77ZM111 150H112V152H111ZM133 150L134 151L136 150V151L134 152ZM222 150H223V148H222ZM88 151H89V153H88ZM105 151H106V153H105ZM191 151H192V153H191ZM91 153L93 154L92 156H91ZM113 154L115 157L113 156ZM172 154H175L177 156L172 155ZM88 155H90V156H88ZM89 160L87 161V163L89 162ZM136 162H139V163H136ZM71 164H72V166H71ZM98 164H100V165H98ZM162 165H164V166H162ZM188 165H190V166H188ZM68 166H71V167H68ZM138 167H139V169H138ZM178 168L179 169L181 168V169L179 170ZM72 170H74V171L72 172ZM91 173H92V171H91ZM94 174L95 173H93V175H91L90 178L92 180H94L96 183L98 182L97 185H95L96 183L92 184V185H94V187H97L98 191L94 195L90 196V198L94 197V199H95L94 203H95L96 197H97V200L100 199V197H101V195H99L101 193L100 189L103 188L102 191L104 190L105 187L101 186V185H104L105 181L103 182L104 184H102L100 177L97 175L98 173H96L95 175ZM135 174L137 176H135ZM92 176L93 177L95 176V179H93ZM78 177H79L78 175L75 176V178H74L75 182H76V179ZM66 178L68 181V177H66ZM111 179L112 178H109V180L107 179V181H108V183H111V186L114 187V188H112V190H113V192H115L116 182L118 179H116V178H115V180L114 179L111 180ZM75 182H74V185L72 186L71 189H73L75 187V185H76ZM99 182L101 184H99ZM132 183H135V184H132ZM144 183H146V184H144ZM171 191H173V190H171ZM165 192L163 193L162 197L165 195ZM173 194H174V192H173ZM97 195H99V196H97ZM107 195H108V193H107ZM86 198H87V196H84V202H86L85 201ZM103 198H104V196L101 198V200H99V202H100L99 206L96 207V204L94 205V203H93L94 206L91 207L93 209V211L100 212L103 209V206H102V204L104 202ZM159 199H160V197H159ZM155 200H157V199H155ZM155 200L150 201L151 203H148L147 206L144 207L146 209V211L148 210V206L153 205ZM78 205H80V204L78 203ZM78 205H77V207L79 209L76 211L79 212V211H81V206L79 207ZM86 205L84 203V207ZM85 208H84V210H85ZM92 212H91V214H92ZM144 212L145 211L143 209V212L140 213L139 215H142ZM84 214H86V213H84ZM136 217H135V219H136ZM131 218H133V216L130 217V220H131ZM90 225H91V223H90Z\"/></svg>","mask_w":264,"mask_h":264},{"label":"water","instance_id":"4","mask_svg":"<svg viewBox=\"0 0 264 264\" xmlns=\"http://www.w3.org/2000/svg\"><path fill=\"white\" fill-rule=\"evenodd\" d=\"M165 5V4H164ZM162 6V5H161ZM158 7H160V5H158V6H156L155 8H158ZM125 17H130V16H132V15H124Z\"/></svg>","mask_w":264,"mask_h":264}]
</instances>
